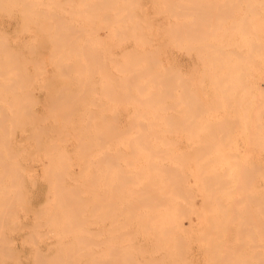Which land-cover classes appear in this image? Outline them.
<instances>
[{"label": "rangeland", "instance_id": "1", "mask_svg": "<svg viewBox=\"0 0 264 264\" xmlns=\"http://www.w3.org/2000/svg\"><path fill=\"white\" fill-rule=\"evenodd\" d=\"M15 0H11V1H4L3 2V4L5 5L6 3H8V4H10V7L8 6V4L7 5H5V6H8V9L7 10H3V9H1L0 10V34L1 35H8L7 36V38H8V42H10V45L12 46V50L14 51L13 53L15 54V57H17V59H15V61H17V62H19V63H15V68H14V71H15V73L16 74H18V72H19V70H18V65H19V69L21 68V67H23V68H21V69H23L21 72H22V74H23V78L24 79H26V78H28L27 76L25 77V75L27 74L28 76L29 75H31L32 74V76L34 77V79H33V77L31 78V76L29 77V78H31V79H33V81H35V82H33V81H30L29 80V82L31 83V82H33V84H31V85H26V84H28L27 83V81H26V83H25V81L24 82H22V83H20L22 86H23V84L25 83V85H26V87L24 88V90L23 89H21L22 88V86L21 85H18L19 84V82H16V80H14V86H15V84L16 85H18V88L17 87H15L16 88V90H14V94H15V92H18L17 94H19L20 92V90H22L23 92L25 91V90H27L28 91V93L29 92H31L32 91V93H30L29 95H31V94H33L35 97H36V99H39L38 100V102L40 103H38L37 102V100L35 99V97H31L30 99L29 98H27V100H28V103H29V101H31L32 99L33 100H35V101H33L34 103H36V105L35 104H31V106L33 107V111L34 112H36L37 113V111L39 112V110H40V112L39 113H37L38 115L39 114H43V115H45V113H47L48 112V110H50L51 111V107L49 106V104L51 103V102H49L50 100H51V97L50 96H52V95H57V92L59 93V91L60 90H62V92L60 91V93H59V95H61L62 97L64 96V95H62L63 94V92H64V94H65V96H66V103H68L67 101H70L69 103H72L71 101H73L72 100V98H69V97H73V99H74V101L76 100V101H78L79 99H81V100H79V102L81 101H83L82 100V98L85 96V98L87 99V97L88 96H91L92 97V95H95V93H96V96H102V95H104L105 93H104V91H102V88L103 87H105V83L103 84L102 82H101V79L102 78H104V77H102V75L99 73L100 72V70L102 69V68H104L103 66H105L104 64H102V66H101V63L99 64V62H98V64H97V66H95V67H98V65H100L99 67H98V69H99V71L97 72V74L95 75V78H96V84H95V89H94V91L92 90V89H88L89 91H85V88L84 87H86V86H89V88H92V83L91 84H89V85H85L86 83H84V82H86L85 81V79H88L87 77H91L90 76V73H89V71L88 70H91V67L90 68H88L89 67V65L87 66V63H89V61H90V65L92 64V62H94L96 59H94V61L92 60V57L90 58V55H91V53H89V50H87V46H89L90 47V45H91V47L89 48V49H92V48H94L95 47V44H96V47L94 48L95 49V51H94V53L93 54H96L97 55V53H99L100 51V49L102 50V54H107L109 57H110V60H109V63H108V65H109V73H110V75H112V76H114V78H116V79H122L123 78V76H126L127 78H129V77H131V75H130V70H128V68L126 69V70H124L123 69V67L124 66H126L127 67V61H128V59H132V61L131 60H129V61H131L132 63L133 62H135L136 63V65H135V67L136 68H138V69H140V67L142 66V64L145 62L144 60H143V58L145 57H147L146 59H149V57H151L150 55H152V52H157V50H159L158 52L160 53V55L162 56H159L158 55V52L157 53H155L156 55H157V57H156V55L155 54H153V56H152V58L151 59H155L154 58V56L156 57V60H154V62L156 63V64H158L157 62H158V57H159V64H160V66L158 65V67H157V65L155 64V66H156V68H154L155 69V72L156 73H154L153 71H154V69H153V71L151 70V74H149V75H144L143 77H142V79H141V81H143V82H139L140 84H143L142 86L143 87H140L141 85H139V83L138 84H136V85H134L133 87L134 88H132V90H131V93L132 94H135V95H133V96H136L137 97V100H138V98H139V100L140 99H142L143 100V98L145 97V98H147L149 95H151V94H155V91L158 89V96H159V100L160 101H163V100H165L164 102H159V101H157L158 103H160V104H168L169 102L168 101H171L169 104H172L173 102L176 104V105H174L173 104V106H171V108H168L167 110H169V111H171L172 112V114H173V118H176V116H177V113H178V116L177 117H184V115H189V117L187 116L186 117V123L188 124L189 122H188V118L190 119V120H192L191 118L193 117V116H196V114H198V112H199V109H198V111L197 110H195L196 109V107L194 108V112H192L191 111V109H189V107L190 106H188V104H185L186 103V101H187V99L189 100V96H190V93H188L189 95H187V92H186V89H187V91H188V88H189V92H191L192 91V89L194 88V87H198V89L197 88H195L196 90H201V91H199V92H201L200 94H201V98L199 97L200 95H199V92L198 91H196V93L199 95H197L195 92H192L193 93V95L195 94L196 95V97H195V99H194V101H196V98L197 97H199L201 100H203L204 99V103H203V105H204V107H205V104H207L208 103V108L209 107H211L210 106V104L211 105H213L215 102H217L216 101V99L215 98H217V95L216 94H218L219 93V95H218V97L219 98H221V100L224 98V97H222V92L220 91L221 89H222V91H223V95L226 93V96H227V93H229L228 94V96L227 97H233L232 98V102H231V98L230 99H228V98H226V99H223L224 101H223V103L221 102V100L219 99V98H217L218 99V104L217 103H215V104H217L216 106H215V104L213 105V106H215V107H217L219 104H220V102H221V105H219V107L217 108V109H215V110H212V108H210L211 110H208L207 109V107L205 108V109H201V107H203V105L202 104H199V108L201 109V113H199L200 115L198 116H196V118L197 117H199V118H197L196 120L197 121H199V122H197L196 120H195V117L193 118L194 119V121H191V123L193 124V123H195L196 125H197V123L198 124H201V125H199V127H198V125L196 126V125H194L193 124V127H196L197 128V131H196V133H195V135H192L193 134V132H191L192 134H190V135H192L191 137H190V135H189V130H191L193 127L191 126V128L190 127H188V125L190 124H186L185 123V121L183 122L181 119H179V120H177V119H173V120H175V123L177 122V123H179V121H180V124L181 125H179V124H177L176 123V125L179 127V130H177L178 129V127H176L175 128V131H174V133H173V139L175 140L174 141V144H175V147L177 148V149H175L174 148V150H175V152L177 153V151L178 152H181V153H183V152H190L191 153V156L189 155V156H187V157H184V158H157V159H159V165H158V167L160 166V165H162V167H164L163 168V170L161 169L162 167L160 166V169H161V171H160V169H157V175H158V184L157 185H155V186H153L152 188L153 189H150V191H151V193H152V195H155V197H156V195H157V197L155 198V200H154V203H152V205L154 206V207H157L158 209H159V211H158V214L159 215H156V218H154L153 220V222L151 221H149L148 223H146V224H144V223H137L136 224V222L134 221H131L130 223H128V220H127V218L129 219V217H127L128 215H129V213H130V211H129V213H128V211H127V209L125 210V209H122L123 207H124V205L126 204H128V203H126V201L125 200H123L122 202H119L118 201V207L120 208V210H119V212H121V209H122V211L123 210H125V212H121V214H119V217L117 218V220L116 221H114L112 224H111V222L112 221H108L107 223H108V225H107V223L106 224H103L102 226L101 225H99V223L98 222H94V225H93V228H94V234L96 235H94V240H96V242L94 241V244H98V241L99 240H101V239H104V237L107 235V233L109 232L110 233V230L109 229H112L113 228V226L115 225V227L113 228V230L111 231V233L110 234H108L107 235V237H109L110 239H111V241H110V243L111 244H113V243H115L116 241H118V239H117V237L115 236V233L114 232H116L117 230H115L116 229V227H118V228H120V227H122V229H121V232H122V230H123V232L124 233H126L125 235L127 236V237H125V236H123L122 237V240H120V241H118V242H116L115 244H119V242H120V244H128L129 246H127V245H125V246H127V250L128 251H130V252H133L132 254L134 255V256H137V255H135L136 253L138 254V260L137 259H135L133 256H131L132 254L131 253H128V254H130L129 256H126V257H122V260L121 259H118V261H121V262H124V263H122V264H125V261H130L131 259H133V261H134V264H135V262H136V264H138V262H139V264L141 263V264H144V262H146V260H147V262L149 261V263H147V264H214V262L212 263V260L213 259H215V256H216V258L218 259V257H220V259L221 258H223L225 255H224V250L225 251H228L227 253H229V254H227L228 256H230V254L232 255V256H234V258L233 257H231L232 258V261H231V258H230V261H231V264L233 263V262H235V263H239V264H243V263H245L246 261H247V259L248 258H252V260H255V259H257V261L259 260V262H256V261H251V262H249V263H253V262H255L254 264H261V260L260 259H258L260 256H263V260H264V248H262L260 245L261 244H264L263 242V240H264V238H262V235H260L261 236V238H260V236H259V233L260 234H264L263 232H260L263 228H264V225L262 226L261 224H263V223H261V220H260V218L263 220V218H264V212L263 213H261L260 212V210L262 209V208H264L263 206H264V201H263V203H261L260 204V202L261 201H259L258 203L260 204H256L257 203V201L255 202V199H254V197L255 196H257V199H260V195H262L263 193H264V141H261V140H264V126H261L262 124L264 125V112H263V110H264V100H262V99H264L263 98V95H264V88L262 89V87H260V86H264V80H262V79H264V52L261 54V52H262V49L264 48V45H263V48H262V45H261V42L262 41H264V34H262V32L264 33V0H261V2H263V3H257V1L259 2L260 0H251L250 2H249V0H238V2H237V0H232V1H230V0H227L228 1V5H230V7L231 8H233L234 6H236L235 4H237V3H239V1H240V3H239V6L240 7H243L241 10L240 9H234V10H232L230 7V11H229V9L227 8V9H225L226 7H228V5H226V1L225 0H217L216 1V3H220V5H219V7H218V4H216L215 3V1L214 0H211L212 2H214V3H212L210 0H208L207 1V3H212V4H210L211 6L212 5H214V4H216L215 6H213L212 8H213V10H210V8H207V7H210V5L209 6H206L205 8H203V9H207V11H206V13L207 14H214V15H212L211 14V17L213 16L214 18H216L217 17V19H214V20H216V21H218V24H219V26H218V24L216 23V21H212L214 24H212L211 23V25H212V27L211 26H209L210 24H208V26L210 27V28H214V26L216 25V27L213 29V31L215 30V32H213V36H214V34L215 33H217V32H219V34L217 33L214 37L215 38H217L219 35L221 36V38H220V36L218 37L219 39H221V40H217L216 41V39H212L211 40V38H210V40L212 41V43H216L217 45L216 46H218V47H220L221 45H223V46H225V47H223V46H221V47H223V48H226V52H225V54L227 53V55H223L222 53H219L220 55H218L219 57H222V59L220 58V60L221 61H223V65H224V67H223V65H221V68L219 67V64H220V60H219V58L218 59H215L214 60V63H216L215 64V68L213 69V66H212V63H211V61H209L208 59V57H203L204 59H205V61H204V59L202 58V59H200L199 57H201V56H199V52L197 51V49L195 48V49H193L191 46L189 47V46H185V45H188V43L187 44H185L188 40L190 41L191 39V37H192V33L191 32H193V30L192 29H194V25H193V23H190V22H194V20L196 19V17H195V19L194 18H192V17H194L195 16V13H193V12H191V14H190V10H189V8H190V6L192 5V4H196V3H198L196 0H195V2H194V0H190L191 1V3L192 4H188L189 2H188V0H181V1H177L176 2V0L174 1H172V0H170L169 2H167V0H138V1H136V2H134V0H131L132 2H133V4H130V3H132V2H130L129 3V0H115L116 1V3L112 0V1H110V3L112 4V2H114L112 5L113 6H111V7H115V9L114 8H111V7H109V8H111L110 10H109V8H105L104 10L103 9H100L99 10V14H102L104 11H106V13H112V14H109V15H113V16H111V20H108V21H106V19L104 20L103 18H105V17H100V15L99 16H97V17H94L93 18V20H94V23H96L95 21H98L99 22V24H95L94 25V23L92 24V25H94V26H92V31H94V33L93 32H91V36H90V31L88 32V31H86V29L83 31L84 33H79V34H81V35H83V39H82V41L81 42H79V45H83L84 46V44L85 45H87L86 43H88V45L87 46H84V48L83 49H85V51L84 50H82V51H80V54L79 53H76V54H78V55H76V56H74L73 58H71L70 60L68 59V61H66L68 64L70 63V65H71V67L72 66H74L75 67V65H76V67H77V65H79L78 63H77V61H74V60H77L78 58H79V60H81V62H83V63H85L84 65H83V67L84 66H86L85 67V69H82L81 68V66L79 65L78 66V68H76L75 67V70L76 69H79V70H73L71 67H70V65L68 66V68L67 69H69L70 70V68L73 70V71H69V72H71V74L69 73V74H67V76L65 75V74H63V77H62V73H61V69H62V67L60 66V65H58L57 64V62L58 61H60V59L59 58H57L58 57V55L60 54V52L63 54L64 53V51L66 50V56H67V54H69V51L71 52V50H69L68 48H67V46H69V45H71V44H68L67 43V45H66V47H65V45H60L62 48H60V47H58V48H60V49H58L57 48V46H59V45H56V41L55 42H53V40L52 39H50L51 41H52V43L51 44H42V42L41 41H43V38L44 37H47L48 36V32L46 31H44V29H43V25H41L40 26V24H42V23H40L41 21H40V19H42L41 17H43V12H45V10L43 11H40L42 8L43 9H49V10H51L50 11V13L53 11V7L55 6L56 7V4L55 3H52L53 1H51L50 3H52L51 5L53 6H51L50 4H43V6H40V5H42L41 4V0H33V2L34 1H36V2H34L35 4H33L32 2V7L31 8H33L34 7V10L32 9L31 11H30V7H28V6H31L30 4H28L29 2H27L28 0H26V2H27V7L29 8V11L27 10L28 8H25V4H26V2H23V0H18L17 2H16V5H14L15 4V2H14ZM25 1V0H24ZM30 1V0H29ZM39 1V2H38ZM120 1V2H119ZM124 1V2H123ZM184 1H187L188 3H186V2H184ZM205 2H206V0H204ZM210 1V2H209ZM235 3H234V2ZM253 1V2H252ZM11 2V3H10ZM13 2V3H12ZM22 2H23V4H24V8L27 10V12H29L30 14H28L26 11V14L28 15H26L25 13H23V12H21L20 10L21 9H23V7H22ZM128 2V3H127ZM163 2V3H162ZM167 2V4L168 3H170V2H172V3H174V5L175 6H173V5H167V4H165V3ZM176 2V3H175ZM199 2H200V0H199ZM205 2H203V3H205ZM224 3L225 5H223L222 6V4L221 3ZM237 2V3H236ZM243 2V3H242ZM251 2H252V4H251ZM18 3V4H17ZM38 3V4H37ZM39 3H40V5H39ZM46 3V2H45ZM47 3H49V2H47ZM138 3V4H137ZM143 3H144V5H143ZM185 4L186 3V5L187 6H189V8H186V7H182L184 10H185V15H188L187 13H189V18L191 19H189L187 16V18L185 17V15H184V18H186V19H184L182 16L180 17V15L179 14H181V12L180 13H178V9L180 8V5L181 4ZM201 3H202V0H201ZM233 3V4H232ZM242 3V4H241ZM246 3L248 4H251V5H249L250 6V8L248 7V5H246ZM257 3V4H256ZM1 4H2V2H1ZM54 4V5H53ZM125 4H128V7H127V10H126V7H125V9H121L122 7H123V5H125ZM206 4V3H205ZM253 4H254V8H255V6H256V9L258 10H253V11H255L256 12V14H254V13H252L253 11H250V10H252V8H251V6H253ZM35 5V6H34ZM44 5H46V6H44ZM48 5H49V7H48ZM75 5V2L74 3H71V4H67L66 5V10H68V9H70L69 11L71 12V9H72V11H74L73 10V8L71 7V6H73V7H75L76 5V8H79L78 6V3H76V5ZM122 7H121V6ZM134 7H133V6ZM141 5H142V10H138V7H141ZM146 5V6H145ZM179 5V7H177ZM185 5V6H186ZM207 5V4H206ZM234 5V6H233ZM238 5V4H237ZM243 5V6H242ZM248 7V9L246 8V6ZM38 6V7H37ZM40 6V7H39ZM117 6H120L121 8H120V11H122V12H120L119 10L117 11ZM127 6V5H126ZM145 6V7H144ZM167 6V8H169V9H167V8H164V7H166ZM174 7V8H171V7ZM182 6V5H181ZM223 7V8H221V7ZM233 6V7H232ZM239 6H236V7H238V8H240ZM36 7V8H35ZM52 7V8H51ZM123 7V8H124ZM132 7H133V9H132ZM178 8L177 9V12L175 11H173V10H176L175 8ZM261 7V8H260ZM21 8V9H20ZM40 8V10L39 11H35V9H39ZM51 8V9H50ZM76 8H74V9H76ZM119 8V7H118ZM165 10H164V9ZM219 8V9H218ZM245 8L247 9V11H248V16L250 17V19L248 18V19H245V17L244 16H246V18H247V14H245L247 11L245 10ZM253 8V9H254ZM10 9V10H9ZM20 9V10H19ZM25 9H23V11L25 10ZM63 9V8H62ZM62 9L61 8H54V11H56V10H58L60 13H59V15H61L62 14V12H63V14H65V13H67V16H69L70 15V13H69V11L67 12H64V11H62ZM130 9L131 10H134V14H135V16H133L132 15V13L130 14ZM141 9V8H140ZM145 9H147V10H145ZM171 9V10H170ZM173 9V10H172ZM222 9L224 10L225 9V11H223L222 13L224 14V12H228L227 14H224V20L223 21H225V25L227 26V25H233V23H232V19H236V20H238L239 21V25H237L236 23H234V25H237L236 26V28L234 27V32H233V34H232V29H231V31H230V28H233L232 26H230V28L228 27V30H227V28H225V25L223 24V23H221L222 22V20H220V17H223L222 15V13H221V15H220V17H219V14H220V11H222ZM250 9V10H249ZM103 10V11H102ZM129 10V11H128ZM162 10H164V12L162 11ZM169 10V11H168ZM220 10V11H219ZM10 11V13H8ZM33 11H35V12H37V14L35 13V12H33ZM107 11H109V12H107ZM117 11V12H116ZM136 11H137V13H136ZM148 11V12H147ZM167 13H166V12ZM193 11V10H192ZM213 11H214V13H213ZM217 12V15H215L216 14V12ZM233 11V12H232ZM245 11V12H244ZM250 11V12H249ZM13 12V13H12ZM49 12V11H48ZM47 11L45 12V13H48ZM57 12V11H56ZM55 12V14H57ZM102 12V13H101ZM118 12H120V14H118ZM127 12V13H126ZM150 12V13H149ZM155 14H154V13ZM172 12H173V14H172ZM240 12L241 14H238V13ZM258 12H260V14H258ZM74 13H75V11H74ZM74 13H72L71 12V15L72 14H74ZM126 13V15H127V17H125V18H127V19H125V21H127V22H124V14ZM140 13V14H139ZM177 13H178V18H177ZM219 13V14H218ZM235 13V15H233V14ZM243 13V14H242ZM40 14V15H39ZM49 14V13H48ZM62 14V15H63ZM107 14V15H108ZM193 14V15H192ZM230 14V16H228ZM26 16L27 18H29V19H31L30 17H32V15H33V18L32 19H34V21L31 19V23H30V20L29 19H27L28 21H29V23L27 22V20H25L26 19V17H24V16ZM36 15H39L38 16V18L36 17ZM125 15V16H126ZM137 15V16H136ZM139 15V16H138ZM172 15V16H171ZM226 15V16H225ZM233 15V16H232ZM11 16V17H10ZM20 16L22 17H24L25 19L23 20V17H22V19L20 18ZM65 16H66V14H65ZM67 16H66V18H67ZM114 16H116L117 17V19L116 18H114ZM123 16V17H122ZM128 16H130V17H128ZM244 17V21H242L243 19L241 18V17ZM259 16H261L262 17V20H259L258 21V19H259ZM102 18L103 20H99L98 18ZM109 18H110V16H108ZM108 17H107V19H108ZM132 17V19H133V22H131V20L132 19H130ZM212 17V18H213ZM226 17H228V18H226ZM233 17V18H232ZM4 18V19H3ZM69 18V17H68ZM116 19V20H118V22L115 20V21H113V19ZM122 18V19H121ZM142 20H141V19ZM143 18H145L147 21H148V24L147 23H145L146 22V20L144 21L143 20ZM181 18H183L182 20H181ZM239 18H241V19H239ZM258 18V19H257ZM35 19H37V21L35 20ZM139 20V21H137V20ZM178 19V20H177ZM228 19V20H227ZM256 19H257V21H256ZM1 20H2V22H1ZM43 21H44V19H42ZM135 20H136V22H140L139 23V25L137 24L136 25V22H135ZM158 20V21H157ZM181 20V21H180ZM193 20V21H192ZM219 20L221 21V22H219ZM248 20V22H250L251 23V27H250V24H249V27H247L248 26V24L246 25L245 23H246V21ZM251 20L253 21V22H251ZM106 21V22H105ZM152 21V22H151ZM176 21H180L181 22V24L182 25H184V26H181V28L183 27L184 29H183V32L184 33H186V35L184 34V36H185V38L183 39L182 38V42H181V40H180V42H179V40H177L176 38H175V33L173 32V31H175V29H176V27H177V25L179 24V22H176ZM187 23H186V22ZM237 21V22H238ZM25 22V25L22 27V26H19L20 24H22V23H24ZM35 22V23H34ZM110 22V23H109ZM116 24H115V23ZM134 22H135V24H134ZM183 22V23H182ZM184 22L187 24V26L184 24ZM236 22V21H235ZM245 22V23H244ZM247 22V23H248ZM254 22H255V24H254ZM259 23V26L257 25V23ZM263 22V23H262ZM17 23V24H16ZM26 23H27V25H26ZM40 23V24H39ZM112 23H114V24H112ZM141 23H142V25H144L143 27H142V25H141ZM150 23V24H149ZM167 25H166V24ZM171 23V24H170ZM174 23V24H173ZM244 24V26L248 29V31H249V29H250V31L249 32H252V29H253V32L255 31V29H258V31L256 32L255 31V34H253V32H252V34L251 33H248L247 34V31H245L246 30V28L243 26V24ZM2 24H3V26H2ZM10 24V25H9ZM36 24H38V26L39 27H37V25ZM44 24V23H43ZM107 24H111V25H113V26H111L110 25V27H112V28H110V27H108V25ZM122 24H124V25H126V26H123ZM157 24V25H156ZM164 24V25H163ZM173 24V27L171 26ZM191 25V26H189L190 27V29H189V27H188V25ZM121 25V26H120ZM129 25V26H128ZM131 25L134 27V26H136L137 28H132L131 27ZM141 25V26H140ZM156 26V28H155V26ZM221 25V26H220ZM233 25V26H234ZM12 26H13V28H15V29H12ZM102 26H106L105 28L106 29H104L103 30V28H102ZM174 28V30H172V28ZM10 27V28H9ZM21 27H22V32H21V30H18L19 28L21 29ZM114 27H118L119 28V31H118V28H116V31H118V32H115V30H114ZM124 27V28H123ZM129 27V28H128ZM131 27V28H130ZM138 27H140V28H138ZM188 28V29H185V28ZM217 27H219V28H217ZM241 27H243V28H241ZM259 27V28H258ZM1 28H5V30L7 31H4V30H2ZM29 28H30V30H29ZM40 28H41V32L40 31H37L36 32V35L34 34V32H35V29H39L40 30ZM93 28H95V29H93ZM100 28H102L101 30H98L99 31V33H100V35H101V37H103L104 36V42L101 40V39H98V38H96V36H95V33H96V30L97 29H100ZM122 28L123 29H126L124 32H127V33H124L123 32V30H122ZM128 28V29H127ZM170 28V29H169ZM192 28V29H191ZM224 28H225V30H224ZM242 30H241V29ZM23 29H24V31H23ZM28 29V30H27ZM138 29V31L137 32H139V31H141V30H143L144 31V33L146 34V35H144V36H146V38H147V40H146V38H144V39H142V41L140 40V37H141V35H142V31H141V35L139 36V35H137L138 37L136 38V31H134V30H137ZM169 29V30H168ZM211 29V30H212ZM216 29H217V31H216ZM261 31H260V30ZM11 30V32H9ZM12 30H14V32L12 31ZM88 30H91V29H88ZM106 30H108V31H110V32H108V31H106ZM120 30H122V31H120ZM128 30H129V32H128ZM171 30H172V32H171ZM225 31V33H226V35L224 34V32H223V35H225V37L221 34V32L222 31ZM237 30V31H236ZM15 31H17V35H16V32ZM29 31H30V35H29ZM54 30H51L50 32H51V34L49 33V36L52 38H54V32H53ZM106 31V32H105ZM165 31V32H164ZM189 31V32H188ZM243 32V34H241L242 32ZM261 33H260V32ZM2 32V33H1ZM5 32V33H4ZM9 32V34H7ZM13 32V33H12ZM18 32H20L21 33V35H20V33H18ZM24 32V33H23ZM32 32V33H31ZM54 34H53V33ZM121 33V34H118V33ZM37 33H39L38 34V36H37ZM62 32H60V33H58L59 34V36L61 37L62 36V38L65 36V37H67V36H69L70 35V39H72V35L73 34H75V36H79V34L78 33H71L70 32V34H65V35H63L64 33H62ZM110 33V34H109ZM127 34L128 35V38H126L127 36L125 35V37H124V34ZM135 34V36H131L130 34ZM258 33V34H257ZM15 34V35H14ZM47 35V36H44V35ZM61 34V35H60ZM115 34H118V36L117 35H115ZM138 34V33H137ZM154 34V35H153ZM188 34H190V35H188ZM256 34H257V36H256ZM0 35V36H1ZM14 35V36H16V39H15V37L12 36ZM41 35H43V38L41 37ZM228 35V36H227ZM231 35V36H230ZM237 35H238V37H237ZM12 38H11V37ZM33 36H35V37H33ZM56 36V35H55ZM74 36V35H73ZM93 36H94V40H93ZM120 36V38L119 39H117L118 37ZM122 36V37H121ZM166 36V37H165ZM187 36V37H186ZM217 36V37H216ZM234 36H236L235 38V40H234ZM263 36V37H262ZM18 37V38H17ZM24 37H25V39H24ZM32 38V41L30 40L31 38ZM64 37V39H66ZM135 37V38H134ZM143 37V36H142ZM224 37V38H223ZM227 37H229L228 39L230 40H228V39H225V38H227ZM253 38L252 39V41H251V38ZM257 37V38H256ZM40 38H42V39H40ZM49 38V37H48ZM55 38H57V36L55 37ZM75 38V37H74ZM90 38H92V40L90 39ZM123 38V39H122ZM150 38V39H149ZM175 40H174V39ZM186 38H188L187 39V41H186ZM225 39V40H227V42H226V44H225V41L223 42V39ZM11 39V40H10ZM15 39V40H14ZM19 39V40H18ZM23 41H22V40ZM45 39L46 38H44V41H45ZM69 39V38H68ZM89 39V40H88ZM122 39V40H121ZM126 39V40H125ZM170 39H172V40H170ZM25 40V41H24ZM38 40V41H37ZM50 40L48 39V41H45V42H50ZM96 40H99V41H96ZM146 42V41H148V40H150V41H148V42H150V44L148 43V42H144V41ZM152 40V41H151ZM153 40L155 41V42H153ZM177 40V41H176ZM234 40V42H232V44L230 45L229 43H231V41H233ZM255 40L257 41V44L260 42L259 40H261V42L259 43L260 45H256L255 47L254 46H251L250 44H254L255 45ZM18 41V42H17ZM43 41V42H44ZM85 41H87V42H85ZM88 41H90V42H88ZM96 41V42H95ZM167 41H169V42H167ZM184 41V42H183ZM188 41V42H189ZM215 41V42H214ZM223 42L222 44H220V42ZM22 42H24V43H26V44H22ZM28 42V43H27ZM31 42H32V44L34 45V47L33 46H31L32 44H31ZM44 42V43H45ZM72 42V41H71ZM176 42V43H175ZM229 42V43H228ZM243 42V43H242ZM29 43H30V46L29 47H31L30 49H28V46L27 45H29ZM37 43H40V44H37ZM55 43V44H54ZM81 43V44H80ZM113 43H115L116 45H114ZM162 43V44H161ZM166 43H167V45H166ZM182 45H181V44ZM190 43H191V41H190ZM263 43V42H262ZM18 44H21L20 46L18 45ZM38 45V46H36V45ZM53 44V45H52ZM110 44L112 45V46H110ZM117 44H118V46H117ZM154 44V45H153ZM159 44H161V45H164V47L163 46H160ZM184 44V45H183ZM225 44V45H224ZM235 44H237V45H235ZM241 44H243V46H241L240 48H239V46L241 45ZM264 44V43H263ZM14 45H15V47H14ZM26 45V46H25ZM40 45V46H39ZM45 45H48V47L47 46H45ZM50 45V46H49ZM54 47H52V46ZM55 45V46H54ZM133 46V48H135V50L132 48V46ZM157 45H158V47L159 48H161V47H163V48H161V49H158L157 48ZM169 45V46H168ZM177 45V46H176ZM181 45V46H180ZM190 45H192V43L190 44ZM220 45V46H219ZM229 45H230V48H231V50L230 51H228L227 52V49L229 50L230 48H228L229 47ZM232 45H234V46H232ZM239 45V46H238ZM42 46V47H41ZM66 48H64V47ZM104 46V47H103ZM131 46V47H130ZM169 48H168V47ZM193 46V45H192ZM259 46H261V48H259ZM21 47V48H20ZM46 47H47V49H46ZM54 49V52L52 51V48ZM101 47V48H100ZM103 47V48H102ZM142 47H143V49H142ZM167 47V48H166ZM180 47L182 48V50L180 49ZM189 47V48H192V49H190L189 50V48L187 49V48ZM232 47H234V48H232ZM238 47V48H237ZM243 47H247V48H245V50H244V52L245 53H242L243 51L241 50V49H243ZM255 48V50H253V48ZM16 48L18 49L19 48V50H16ZM33 48H34V51H33ZM36 48V49H35ZM38 48V49H37ZM40 48V49H39ZM43 48V49H42ZM56 48V49H55ZM98 48H100L99 50H97ZM104 48H111L110 49V51L108 52L107 50H105ZM125 48L127 49V50H125ZM133 49V52H131L132 54L134 53V55H132L131 53H129L128 51H130V49ZM148 48V49H147ZM184 48H185V50H187V51H185L184 50ZM237 49V51H239V50H241V52H240V54L238 53L237 55H238V57H237V55L235 56V54H236V49ZM256 48H258V50L260 51H258V50H256ZM20 49H23L22 51H20ZM28 49V50H27ZM65 49V50H64ZM93 49V50H94ZM132 49H131V51H132ZM144 49H146L148 52L150 51V49L151 50H154V51H151L150 53H148V56H147V51H145ZM251 51H254V52H251ZM36 50V51H35ZM55 50L57 51V50H59V51H57L58 53H56L55 52ZM92 50V51H93ZM124 50V51H123ZM18 51H20L19 53H17ZM24 51V52H23ZM29 51V53H30V55H31V59L29 58L30 57V55H29V53H25V52H28ZM41 52V54H39L40 52ZM86 51H88V53L86 52ZM91 51V52H92ZM96 51H98L97 53H96ZM123 51V52H122ZM136 51H137V53H136ZM146 52V54L143 52L142 54V56L140 55L141 53L140 52ZM169 51H172L171 52V54L169 53ZM235 51V52H234ZM247 51L249 52H251L252 54H247ZM37 52V53H36ZM39 52V53H38ZM44 52H45V54H44ZM50 54H49V53ZM74 52V51H73ZM83 52V53H82ZM106 52V53H105ZM120 52H122V53H120ZM138 52H139V54H138ZM166 52V53H165ZM198 54V55H196V53ZM32 53H35V54H32ZM46 53H47V55H46ZM51 53H53L54 54V57H53V55L51 56ZM100 53V54H101ZM118 53H120V56H118ZM125 53V54H124ZM128 53V54H127ZM176 53V54H175ZM235 53V54H234ZM260 53V54H259ZM22 54V56L21 57H23L24 55H26L25 57H24V59L22 60V58L20 57V55ZM39 54V55H38ZM44 54V55H43ZM57 54V55H56ZM116 54V55H115ZM129 56H127V55ZM136 54H138V56H140L141 58L140 59H137V55ZM216 55H217V53H215ZM228 54L231 56H228ZM255 54V55H254ZM46 55V56H45ZM49 55V56H48ZM61 55V54H60ZM84 55H85V57H89L90 59H88L87 58V60H86V58L84 57ZM171 55H173V59H172V56ZM191 57H190V56ZM215 55V56H216ZM239 55L240 56H246V55H254V57L253 58H255V63H253V62H251L252 64H250V60L249 59H251V56H246V57H243V58H245L243 61H240V60H242V58L241 57H239ZM43 56V57H42ZM56 56V57H55ZM62 56V55H61ZM92 56V55H91ZM127 56V57H126ZM28 57V58H27ZM33 57V58H32ZM41 57H42V66L44 67V68H46V69H41V65H38V63L40 64V60H41ZM44 57H49V58H44ZM51 57H53V59L51 58ZM80 57H81V59H80ZM112 57V58H111ZM143 57V58H142ZM169 57V58H168ZM226 57H228V58H226ZM236 57V58H235ZM249 57V58H248ZM36 58V60L35 61H37V64H36V62L33 64V63H28V61L29 62H34L33 60ZM40 60H39V59ZM43 58H44V60L45 61H47V63H45L44 62V60H43ZM115 59V58H118V59H115L114 61L112 60V59ZM160 58H162V59H160ZM208 58V59H207ZM230 58H233L232 60L233 61H235V66L237 65V67H235V66H233L232 67V65H234V62L233 61H231V59ZM238 58H240V59H238ZM29 59V60H28ZM47 59H49V61L47 60ZM59 59V60H58ZM229 59H230V63H229ZM235 59V60H234ZM26 60H27V63H26ZM78 60V61H79ZM112 60V61H111ZM119 62H118V61ZM141 61V63H140V61ZM150 60V59H149ZM193 60V61H192ZM202 60H203V62H205L206 64L205 65H203L204 63L202 62ZM245 60H246V62H245ZM55 61H56V63H55ZM85 61H87V63L85 62ZM123 61V62H122ZM125 61H126V63H125ZM192 61V62H191ZM220 61V62H219ZM227 61H228V63H227ZM240 61V62H239ZM251 61H252V59H251ZM55 63V65H53L52 63ZM74 62H76V63H74ZM80 62V61H79ZM120 62H122L121 64H123L122 66L119 64ZM131 62H129V63H131ZM138 62V63H137ZM242 62V63H241ZM44 63V64H43ZM50 63H51V66H50ZM125 63V64H124ZM172 63V64H171ZM241 64V66L243 67V69L242 68H240V67H238V65L240 66V64ZM245 63L247 64V63H249V67L248 66H246L245 65ZM24 64V65H23ZM29 64V65H28ZM36 64V65H35ZM74 64V65H73ZM116 66H115V65ZM173 65L172 67L173 68H171V65ZM196 65V67H195V65ZM227 64V65H226ZM232 64V65H231ZM20 65H22V66H20ZM33 65H35L36 67H34ZM47 65H49V67H46ZM191 65V66H190ZM193 65V66H192ZM225 65H226V67H225ZM229 65H231V69L232 70H230V66ZM253 65V66H252ZM17 66V67H16ZM24 66L26 67V68H24ZM54 66V67H53ZM57 66V67H56ZM117 66H118V69H117ZM165 66H170V70L172 69V71H171V74H170V76L172 75H177L176 77L174 76V78L173 79H175V81L174 80H172V79H169V80H171V82H172V87L171 86H167L166 85V87H167V89H168V92H169V95L167 94V97L168 96H171L170 94L172 93V97H170V99H169V97L167 98L166 97V93H167V89L164 87L165 85H163V84H160L161 83V78H162V76L163 77H165V76H168V77H170L169 75H167L168 73H167V71L170 73V71H169V68L167 67V69L168 70H166V67ZM209 66V67H208ZM245 66L246 67H248V68H245ZM261 66V67H260ZM31 68V70H30V68ZM61 67V68H60ZM70 67V68H69ZM100 67H101V69H100ZM106 68H108L107 66H105ZM125 67V68H126ZM177 67H180L181 68V70H180V68H177ZM192 67H193V69H192ZM229 67V70H227V68ZM254 67V68H253ZM28 68V69H27ZM38 68V70L40 71V70H42V72H44V73H42L41 71V73L43 74V76H42V74L40 75V72L39 73H35V72H37V71H35L34 69H37ZM105 68V69H106ZM159 68V69H158ZM162 68V69H161ZM176 68H177V70H178V72L180 73V75L178 74V72H177V74H176V72H175V74L173 73L172 74V72H174L173 70L175 69L176 70ZM216 68H218V69H216ZM25 69H26V71H25ZM81 69H82V71L84 70V73H86V75H85V77H83L82 78V76H84V73L83 72H80L81 71ZM104 69V70H105ZM157 69V70H156ZM161 69V70H160ZM201 69H202V72L203 71H205V72H203L202 74H205V76L204 75H201ZM203 69H205V70H203ZM248 69H249V72H248ZM255 71H254V70ZM43 70H45V71H47V72H45V71H43ZM118 70V71H117ZM160 70V71H159ZM176 70V71H177ZM182 70H185V71H182ZM191 70H192V72H193V74L191 73ZM194 70V71H193ZM212 70H213V72H212ZM218 70V71H217ZM242 70L244 71V72H246V73H243V75H241L242 76V78H243V81H237V78H238V80H240L239 79V71L240 72H242ZM247 70V71H246ZM18 71V72H17ZM48 71H49V73H48ZM56 71H58V73L60 72L61 73V75H60V73L58 74L57 73V75H56ZM78 71H79V73H78ZM107 71H108V69H107ZM122 71V72H121ZM215 71H217V72H215ZM226 71L228 72V74H227V77L225 76V73H226ZM252 71V72H251ZM20 72V73H21ZM164 72H165V74L166 75H164ZM186 72V73H185ZM187 72H190L189 74V76H190V78L192 77L193 79V82H191V84H190V82H188V84H190V85H187V82H186V85H185V82H183L184 80H187V78L186 77H189L187 74ZM198 72V73H197ZM248 72V73H247ZM255 74H254V73ZM263 72V73H262ZM26 73V74H25ZM28 73H30V74H28ZM48 73V74H47ZM75 73V74H74ZM183 73V74H182ZM208 73H212L211 75H212V77H211V75H210V78H209V74ZM232 73V74H231ZM49 74H50V76H49ZM79 74H81V75H79ZM119 74V75H118ZM158 74V75H157ZM245 74V75H244ZM254 76H253V75ZM257 74H258V76H257ZM35 75H36V77H35ZM53 75V76H52ZM70 75H71V77H73V79H71V81H69V78H71L70 77ZM74 75L76 76V77H74ZM89 75V76H88ZM129 75V76H128ZM160 75H161V77H160ZM262 75V76H261ZM39 78H38V77ZM51 78V80H50V78ZM55 76H56V78H55ZM60 78H58V77ZM118 78H117V77ZM172 76L170 77V78H172ZM217 76H220V77H218L219 79V81H221V82H223L222 83V87L219 85V84H221V82H219L218 80H217ZM226 77V79L228 80V81H226L225 79L223 80V78L224 77ZM233 78H232V77ZM245 77V79L247 80V81H244L245 79H244V77ZM256 76V77H255ZM52 77H54V78H52ZM150 77H156L155 79H158L159 81V83L157 82V84H155V82L153 81H151V79L152 78H150ZM185 78L184 80H183V78ZM196 77V79H194ZM199 77V78H198ZM201 77V78H200ZM203 77H205V78H203ZM222 77V78H221ZM262 79H261V78ZM35 78H37L38 79V81H37V79L35 80ZM58 78V79H57ZM63 78V79H62ZM65 78H67V79H65ZM78 80H77V79ZM81 78L83 79V82H82V84H81V87H79V88H81L80 89V91H78L77 90V87L76 86H80L79 85V82H80V80H81ZM166 79H168L167 77H165ZM190 78H188L189 80H190ZM203 78V79H202ZM210 80H209V79ZM234 79V83H236V86L237 87H240V88H235L236 86H234L235 84L233 83V80H231V82H230V79ZM15 79H19L17 76H15ZM42 79V80H41ZM54 79V80H53ZM123 79H125V77L123 78ZM148 81H147V80ZM166 79H162V82H163V80H165V81H167ZM205 79V80H204ZM46 80H49V81H47L46 82ZM66 82H65V81ZM188 80V81H189ZM196 80V82L194 83V81ZM200 80H201V82H200ZM204 80V82H202ZM212 80V83H210V81ZM255 80V81H254ZM256 80H258V81H256ZM54 83H53V82ZM56 81H60V82H57V83H59V85H57L56 84ZM67 81H68V84H67ZM191 81V80H190ZM216 82L215 84H214V82ZM250 81V82H249ZM253 81H254V83H253ZM61 82H63V84H61ZM64 82H65V84H64ZM90 82H92V79H91V81ZM145 82H148L147 83V85H146V83ZM174 82H176V84H177V82H178V84L177 85H179V84H181V83H183V84H181L182 86L183 85H185L186 87H183L184 89H182V86L181 85H179V86H174L175 84H173ZM227 82H229V83H227ZM241 82H243V83H241ZM244 82L246 83H248V86H250V88L249 89H247L248 91H245V89L247 88H245V87H243V85L242 84H244ZM29 83V84H30ZM48 83V84H47ZM51 83V84H50ZM151 83V84H150ZM234 85H233V84ZM246 83V84H247ZM44 84H47L49 87H46L45 88V85ZM54 84H56V85H54ZM149 84V85H148ZM196 84H198L199 86H197ZM212 84H214V85H216V88L214 87V85H212ZM229 84H231V85H233V86H231V85H229ZM252 84H254V85H252ZM261 84V85H260ZM33 85V86H32ZM41 86V88H40V86ZM46 85V86H47ZM65 85H67V87H65V89L64 88H62V89H60V88H58V87H60V86H65ZM68 85H70V87L68 86ZM139 86L138 88H136V86ZM146 85V87H145V89H143L144 88V86ZM151 85V86H150ZM156 85V90L154 91V87L153 86H155ZM196 85V86H195ZM212 85V86H211ZM226 85H227V87H228V91H225L224 92V89H226L227 87H226ZM21 88H20V87ZM31 87V89H34V91L33 90H31L30 89V87ZM52 86V87H51ZM58 86V87H57ZM103 86V87H102ZM181 86V87H180ZM189 86V87H188ZM217 86H218V88H217ZM245 86H247V85H245ZM252 86V87H251ZM257 86V87H256ZM28 87V88H27ZM54 87V88H53ZM69 87V88H68ZM174 88L175 87V89H172V90H169L170 88ZM190 87H191V90H190ZM202 87V89H200ZM242 87H243V89H242ZM56 88V89H55ZM68 88V89H67ZM96 88H98V89H96ZM139 88H142L141 90L139 89ZM164 88V89H163ZM203 88H205V89H203ZM232 90H231V89ZM261 90H260V89ZM64 89V90H63ZM72 89H73V91L75 90V91H77V95L79 96H77V98L75 99V97H76V93H75V91H74V95H72V94H70V93H72L73 91H72ZM86 89H87V87H86ZM211 89V90H210ZM215 89H218L217 91L215 90ZM251 89V90H250ZM19 90V91H18ZM30 90V91H29ZM49 90V91H48ZM52 90V91H51ZM58 90V91H57ZM84 90V91H83ZM95 90H97V92H95ZM103 90H104V88H103ZM134 90H136V91H134ZM144 92H143V91ZM203 90V91H202ZM215 92H213V91ZM237 90H238V92L239 93H237ZM27 91H26V94L25 95H27L28 93H27ZM54 91H56V92H54ZM84 92L83 94H81V92ZM140 91H142V93H144V95L140 92ZM170 91H172L171 93H170ZM181 91H185L186 93H183L184 94V96H187L188 98H184L185 100V102L183 101V100H181V98L182 97H184L181 93ZM194 91V90H193ZM231 91H233V92H231ZM236 91V92H235ZM249 91H250V93H249ZM254 91H255V93H254ZM261 91V92H260ZM262 91H263V95H261V93H262ZM49 92H51L52 93V95H50V93ZM86 92H88L89 93V95L88 94H86ZM101 92V93H100ZM102 92L104 93V94H102ZM106 92V91H105ZM138 93V95H137V93ZM149 93V95L147 94V93ZM151 92H153V93H151ZM157 92V91H156ZM206 92V93H205ZM231 92V93H230ZM248 92V93H247ZM48 93V94H47ZM54 93V94H53ZM62 93V94H61ZM129 93H130V91H129ZM141 93V94H140ZM163 93H165V98H164V95H163ZM209 93V94H208ZM213 93H214V95H213ZM233 93V95H231ZM17 94H15V95H17ZM21 95L23 94V93H20ZM67 94H70L69 96L67 95ZM99 94V95H98ZM140 94V95H139ZM160 94H162V95H160ZM173 94L174 95H178L177 96V98H174V97H176V96H173ZM181 94V95H180ZM186 94V95H185ZM202 94H204V96H205V98H202ZM210 94H212V95H210ZM235 94H237L238 96V99H237V97H235L234 95ZM244 94H246V95H244ZM254 94V95H253ZM24 95V94H23ZM29 95H27V96H29ZM32 95V96H33ZM88 95V96H87ZM143 95V96H142ZM155 95H157V93L155 94ZM208 95V96H207ZM221 95V96H220ZM64 96V97H65ZM68 96V97H67ZM141 96V97H140ZM207 96V97H206ZM213 96H214V98H213ZM225 96V95H224ZM242 96H245V97H242ZM248 96V97H247ZM258 96V99L256 98ZM25 97V96H24ZM47 97H50V100L49 99H47ZM62 97H60L59 98V100L61 99V102H63L64 103V101L62 100L63 98ZM181 97V98H180ZM191 97V96H190ZM251 97H253L252 98V101H250L249 99H251ZM79 98V99H78ZM85 98H83L84 99V102L85 101H89V100H85ZM100 98V97H99ZM144 98V100H146ZM215 99L213 102H212V100L213 99ZM234 98H235V100H236V103H235V100H234ZM243 98H245V99H243ZM68 99V100H67ZM158 99V98H157ZM176 99L177 100H179V101H176ZM183 99V98H182ZM198 99V98H197ZM206 99V100H205ZM246 99L247 100H249V103H251V104H249L248 102H246ZM255 99L257 100V101H255ZM47 100H49V101H47ZM100 100H102V101H104L105 99H100ZM154 100H156V99H154ZM175 100V101H174ZM191 100H192V98H191ZM211 101V102H208V101ZM220 100V101H219ZM226 100H227V103H226ZM228 100H230V101H228ZM238 100L241 102V100H243V102H238ZM262 100V101H261ZM23 101H26V99L24 100L23 99ZM173 101V102H172ZM198 101V100H197ZM205 101L207 102V103H205ZM32 102V101H31ZM30 102V103H31ZM179 102V103H178ZM182 102V103H181ZM188 102H191V101H188ZM199 103H201V101L199 100L198 101ZM231 102V103H230ZM262 102V103H261ZM74 103V102H73ZM76 103V102H75ZM210 103V104H209ZM234 103V104H233ZM238 103V104H237ZM37 104H39L38 106H37ZM223 104H225V105H223ZM232 104V105H231ZM235 104H237V106L236 107H234V105ZM243 105V107L244 108H242V105ZM258 104V106H256V108L254 107L255 105H257ZM263 105L262 107H261V105ZM44 105V106H43ZM178 105H180L179 107H178ZM182 105V106H181ZM183 105H185L184 106V108L185 109H189V113L188 114H186V110L183 108ZM249 106V110L247 109L248 107H245V106ZM43 106V107H42ZM188 106V107H187ZM193 105H191V107H192ZM201 106V107H200ZM207 106V105H206ZM229 106V107H228ZM238 106H239V108H238ZM31 107V108H32ZM38 107H39V110H38ZM117 107V108H116ZM116 107H112V108H109V109H118L120 112H121V114H127V115H130V114H132L133 113V111L132 110H134V107L133 106H116ZM174 107V108H173ZM178 107V108H177ZM194 107V106H193ZM215 107H213V108H215ZM91 109H92V107H90ZM93 108H97V107H93ZM131 108V109H130ZM161 108V107H160ZM164 108V107H163ZM163 108H161L160 110H164ZM184 109L185 110V113L183 112V111H181V113H180V111H178L179 109ZM25 109H28V110H32V109H30L29 107H26ZM80 109H84V108H80ZM128 109V110H127ZM130 109V110H129ZM159 109V108H158ZM174 109H176V110H174ZM178 109V110H177ZM208 110L209 112H207V111H204V110ZM235 109H237V111H235ZM243 109H245V111H243ZM253 109V110H252ZM261 109V110H260ZM36 110V111H35ZM192 110H193V108H192ZM203 110V111H202ZM255 110V111H254ZM41 111H43V112H41ZM178 111V112H177ZM250 111H252L253 113H250ZM171 112H170V114H171ZM175 112H177L176 114H175ZM207 113V114H205V113ZM260 112V113H259ZM261 112H263V113H261ZM196 113V114H195ZM205 115H204V114ZM246 113H247V115H246ZM256 114V115H254L253 117H255V118H251V119H249L253 114ZM171 114V115H172ZM183 114V115H182ZM192 114H194L193 116H192ZM252 114V115H251ZM259 114V115H258ZM260 114H262V116L260 115ZM175 115V116H174ZM180 115H182V116H180ZM202 115V116H201ZM244 115H246L245 117H244ZM205 116V118H202V117H204ZM212 116H216L217 117V119H218V117H220V119L219 120H216V121H222L221 123H226V122H230L231 120H233L232 122H234V124H232V128L231 127H228V125L230 124V123H227L226 124V128H230L229 130H230V132H233V133H230L231 135H232V138L234 137V138H236V139H232V138H230V139H232V141L230 142V140L229 139H227L228 138V135L226 136L227 138H226V140H225V138H223V135H220L219 134V132L220 133H222L223 131H224V129H225V125H224V127H222V125L220 124V123H218V125H220V127H221V130H222V128H224L223 129V131L221 132V131H219V130H216V131H218V135H220V136H222V138L224 139L223 141H224V143H221V137H219L218 138V140H220V141H218L219 143L218 144H221L220 145V147H219V145H218V151L219 152H224V153H229V154H231V155H220V156H218V157H216L217 155H219L218 153L216 154V155H214V157H213V154H215L216 153V151H215V153H214V151H213V149H216V148H210V150L212 149V151H213V153L212 154H210V155H208V157H206V155H201V153L200 152H197L198 150L197 149H199V147H200V144H206V137H207V146H208V144L209 145H211L210 143V140L212 139V138H210V137H214V134H212V133H215V130H214V132H212V133H210V132H208L209 131V127L210 126H212L213 127V125H210V122H214L215 120L214 119H212V118H215L216 119V117H212ZM236 116V117H235ZM262 117V118H260L259 119V117ZM228 117V118H227ZM211 120H213V121H211ZM185 119V118H184ZM207 119V120H206ZM230 120V121H227V120ZM236 119H238V122H237V120ZM252 119L254 120V122L252 121ZM262 119V122L263 123H259V122H261L260 120ZM177 120V121H176ZM247 120H248V122H247ZM256 120H257V122L259 123V128H258V130L260 131V132H258V130H257V126H256ZM201 121V122H200ZM204 121L206 122H209V123H207L208 125H209V127H207L208 125L205 123L204 124ZM231 122V123H232ZM185 124V127L187 128L188 127V129H186L185 128V130L183 129V130H181L180 128L181 127H183L184 126V124ZM214 123H216V122H214ZM238 123V124H237ZM212 124V123H211ZM247 124V125H246ZM187 125V126H186ZM202 125H204V126H202ZM207 125V126H206ZM214 125H216V127H217V123L216 124H214ZM231 125V124H230ZM229 125V126H230ZM249 125H251V126H249ZM190 126V125H189ZM240 126V127H239ZM247 126L249 127V128H247ZM256 126V127H255ZM211 127V128H212ZM242 127H245V128H243V129H241ZM255 127V128H254ZM260 127H262V128H260ZM199 128V129H198ZM202 128V129H201ZM210 128V129H211ZM238 128V129H237ZM250 129V128H252L253 129V131L255 130V132H253L251 129H250V131L252 132L251 134L248 132V130H245V129ZM201 129V130H200ZM213 129H216V128H213ZM231 129H232V131H231ZM241 129V130H240ZM263 129V130H262ZM205 130V131H204ZM226 130V129H225ZM256 130H257V132H256ZM181 131H182V133H181ZM187 132L186 133V135H189L188 137L186 136V135H184L185 134V132ZM192 131V130H191ZM227 131H228V129H227ZM227 131L225 132H223L224 133V135H225V133L227 134ZM240 131V132H239ZM242 131V132H241ZM246 131V133H244ZM262 131V132H261ZM203 132H207L206 134L205 133H203ZM248 132V133H247ZM229 133V132H228ZM243 133L247 136H245V135H243ZM256 133H258V135L259 136H263L262 138L261 137H259V136H257L256 135ZM261 133L263 134V135H261ZM177 134V135H176ZM201 134V135H200ZM202 134H204V135H202ZM208 134H210V135H208ZM234 134V135H233ZM180 135H181V137H180ZM196 135H198V136H196ZM199 135H200V138H198L199 137ZM236 135V136H235ZM250 135H255V136H253V138H251L250 139V137H252V136H250ZM187 138H186V137ZM244 136L246 137V139L244 138ZM19 137V138H18ZM195 137L197 138V139H195ZM201 137H202V139H204V137H205V139H204V141L201 139ZM231 137V136H230ZM249 137V140H247V138ZM24 138V142H23V140L21 141V139H23ZM23 138H21V135L19 134H17V137H15V140L16 141H20V142H23V143H25L26 145H27V147H28V150L29 151H32V150H34V148L31 146V144L29 145V143L32 141L30 138H28V137H26V139H25V137H23ZM28 138V139H27ZM181 138H184V139H181ZM194 139V141L196 140V142H194L193 141V139ZM260 141V142H262V144L260 143V142H258L257 141V139ZM177 139V140H176ZM180 139V140H179ZM187 139H189V141H187ZM191 139V140H190ZM215 138H213V140H214ZM253 139V140H252ZM255 139H256V141H255ZM29 142H28V141ZM185 140V141H184ZM198 140H202V142H199ZM213 140H211V141H213ZM229 140V142H226L225 143V141H228ZM233 140H237V143L234 141L233 142ZM246 140V141H245ZM252 140V141H251ZM215 141H217V140H215ZM247 141H249V142H247ZM251 141V142H250ZM256 142V144L254 143V142ZM33 142V141H32ZM31 142V143H32ZM175 142H178V143H175ZM187 144H186V143ZM205 142V143H204ZM209 142V143H208ZM247 142V143H246ZM253 142V143H252ZM196 143H199V147L198 146H195V144ZM228 143H229V145H228ZM235 143V144H234ZM239 143V144H238ZM250 143H252L251 145H253V147H255V152L253 151L254 149L253 148H251L252 146L250 145ZM258 143V144H257ZM177 144H179V145H177ZM222 144H223V146H222ZM224 144H225V146H224ZM227 144V145H226ZM238 144V145H237ZM260 144H261V146H263V148L260 146ZM177 145V146H176ZM240 145V146H239ZM251 147H250V146ZM258 145V148L256 147ZM179 146V147H178ZM224 147V148H222V147ZM238 146V147H237ZM252 149H250L249 150V147ZM196 147V148H195ZM198 147V148H197ZM210 147V146H209ZM227 147V148H226ZM222 148V149H221ZM226 148V149H225ZM239 148V149H238ZM260 148V149H259ZM31 149V150H30ZM225 149V150H224ZM259 149V150H258ZM206 150H207V147H206ZM209 150V151H210ZM222 150V151H221ZM257 150H258V152H257ZM261 150L263 151V152H261ZM251 151V152H250ZM260 151V152H259ZM199 153V154H198ZM251 153H252V155H251ZM257 153V154H256ZM195 154V155H194ZM200 156V157H198V155ZM256 154V155H255ZM261 154V155H260ZM235 155V156H234ZM255 156V157H254ZM213 157V158H212ZM221 157V158H220ZM257 157V158H256ZM25 159H27V161L26 160H21V161H19L18 163H19V165H21V173H25L24 171L26 170V166H29V169L28 170H26V171H28V173L26 172L24 175H26V177H24V175L23 176H21L20 178V180H21V183H20V191L23 189V187H25V189H27V192H26V190L25 189H23L22 190V194L24 193V195L25 196H23L22 194H21V197H24L22 200V202H20V203H18L17 201V198L19 197L18 195H20V194H18L20 191H17L18 190V188H13V191H14V189H15V193H16V191H17V193L15 194L14 192H12V190H10V191H8V192H5V194L6 195H3V193L1 192L0 193V201L2 202V203H0V210H1V208H2V210H1V213L2 212H4V213H6V214H9V213H11L9 216H10V219H12V220H10V221H8L7 220V216L8 215H6V217L5 216H3V213H2V215H0V216H3V217H5V218H2V217H0L1 219H0V221H2L3 222V220H4V223L6 222V224H7V226L5 227H3L2 229H4V228H6V229H4V233L2 232V230L0 229V232H2L3 234H5V230H6V238L3 240V237L1 238V236H0V242L1 241H3V242H5V240L7 239L8 240V238H12L11 239V241H13V243H11V241H10V239L8 240V241H10L9 243H8V241H7V244L6 243H3V242H1V243H3V244H6V245H9V247L8 246H6V248H12V250H11V248H10V253H11V251H12V254H14V255H18L17 253H18V251H20V253H21V251H22V255L21 254H19V257L18 256H16V257H18V258H16L15 256H13L12 254L11 255H9L10 253H9V251L7 250V249H5V245L2 247V248H4L5 250H6V252L5 253H9V254H4V256L2 255V257H1V255H0V264H34V263H36V261H37V263L36 264H38L39 262H41V263H43V262H45L44 260L46 259V256H47V259H48V261H46V262H48L47 264H50L51 262H53V264H57V263H54V262H59V264H61L60 262L62 261V260H64L63 262H62V264H66L67 263V261L66 260H68V263L67 264H69V263H71V264H83V261L84 262H86V259L84 258V257H81V258H77V255L76 254H74V261H75V259H76V261L75 262H77V263H73V262H71V260H73V257H71V256H73L72 254L73 253H68V254H64L62 251H61V249H55L57 246L58 247H61L62 245H61V243H60V245H58L59 244V242H60V239H59V233H60V228H59V226L58 227H54V226H52V227H50L47 223L46 224H44V222H46L45 221V219L47 218V217H50L49 216V214H51L52 212L51 211H53V208H55V207H57L56 206V202H55V200H56V198H57V196L55 195V194H57V193H55V192H53L52 191V193L50 192V191H48V189H47V179H44V178H46V174H45V170H44V164H43V162L45 161L44 160V158H25ZM95 159V162L97 161V158H94ZM136 160H137V158H135ZM134 159V160H135ZM139 159V158H138ZM134 160H131V161H133L134 162ZM135 160V164L137 165V167L135 166V164L132 162V166L130 165V167H128L129 165L128 164H126V161H124L123 159H122V161H121V164H123V167L125 168H128L127 170L128 171H130L131 169H132V167L134 168V169H132V170H134V171H130V172H128L129 174H132V175H135V173L137 174V172H138V170L140 169H142L143 170V166L142 165H144V164H146V160L144 159V158H141V160L139 159V160H137L136 161ZM145 160V161H144ZM144 161V162H143ZM22 162L25 164L24 166H25V168L22 166L23 164H22ZM28 162H29V165H28ZM141 163V164H140ZM33 165V167H36V168H33V167H31V165ZM125 164V165H124ZM142 166V167H140L139 169H138V167L140 166V165ZM134 165V166H133ZM238 165H241V168H240V166L238 167ZM42 166V167H41ZM23 167V168H22ZM73 167H74V170L75 171H77V169H78V166H77V164H74L73 165ZM28 168V167H27ZM30 168H33L32 170L30 169ZM38 168V169H37ZM174 169V172H173V174H174V176H173V174H171L170 173V176H169V174H168V176L166 175L167 174V171H164V170H166V169H168L169 171L168 172H172L173 171V169ZM239 168H240V170H239ZM25 169V170H24ZM137 169V171H135ZM24 170V171H23ZM34 170H36V171H34ZM139 170V171H140ZM172 170V171H171ZM175 170H177L178 171V173L180 174V176L179 177H177V175H175V173L177 172H175ZM20 171H19V173H20ZM29 171H32V173L30 174V172ZM37 171H39V173L37 172ZM159 171V172H158ZM240 171V172H239ZM132 172V173H131ZM166 172V173H165ZM243 172V173H242ZM42 173H44V177H43V174ZM178 173H176V174H178ZM28 174V175H27ZM41 174H42V176H41ZM241 174H244V175H242L241 176ZM22 175V174H21ZM185 175V176H184ZM29 176V177H28ZM175 179H179V180H174V178ZM136 177V176H135ZM25 178H26V181H28V182H26L25 181ZM36 178H38V181L36 180ZM95 178H96V175H95ZM145 178V177H144ZM242 178V179H241ZM24 179V180H23ZM36 180V181H34V183H35V186H34V183H33V180ZM239 179V180H238ZM145 180V179H144ZM147 180V179H146ZM143 181V180H142ZM174 181V183L176 184V182H177V185H178V183L180 182V187L178 186V188L176 187V186H174V184L172 183ZM176 181V182H175ZM240 181H241V183H240ZM37 182V183H36ZM23 183V184H22ZM172 183V184H171ZM26 184V186H24ZM95 184H96V182H95ZM94 184V185H95ZM184 184V185H183ZM37 185V186H36ZM97 185V184H96ZM28 186V187H27ZM30 186V187H29ZM33 186H34V188H33ZM182 186V187H181ZM37 187V188H36ZM134 186L131 184V185H129V187H128V189H131V188H133ZM137 189H138V186H135ZM174 187V188H173ZM97 188V187H96ZM96 188H94V190H95V192H94V205H95V203L97 202V200H96V198H98L97 196V190L98 189H96ZM180 190V189H182L181 190V192L184 194V195H181L180 196V194H177V190ZM32 189V190H31ZM47 189V190H46ZM174 189V190H173ZM25 190V191H24ZM31 191H33V192H31ZM176 191V194L174 193V192ZM11 192V193H10ZM47 192H50L49 193V200H48V197H47V195H48V193ZM156 192H157V194H156ZM244 192V193H243ZM26 193H28V194H26ZM33 193V194H32ZM55 193V194H54ZM246 193V194H245ZM15 195V198H14V196L12 197V198H14V199H16V202H12V201H9L8 202V200L10 199V196L9 195ZM18 194V195H17ZM160 196H159V195ZM245 196H244V195ZM17 195V196H16ZM29 197V195H30V198H29V202L28 203H31V204H33V206H34V209L35 210H37V208L36 207H38L39 205H38V203H39V201H40V205L42 206H40L41 208L39 209V207H38V210H41L40 211V213H38V214H36L37 212H35V210L33 209L32 210V208H33V206H31V204H28V203H26V200L28 199L27 198V196ZM82 195L83 196H86L85 198H87V196H88V193H82ZM5 196H6V198H7V196H8V200L5 198ZM158 196L159 197H161L162 198V200H163V202H161L162 200H161V198H160V200L158 199ZM241 196H242V198H241ZM112 197V196H111ZM246 197V198H245ZM2 198L3 199H5L6 200V202H7V206L8 207H5V205H6V203H5V200H3L4 201V203H3V201H2ZM11 198V199H12ZM236 198H239L238 200L236 199ZM10 199V200H11ZM18 199H20V198H18ZM24 199H26L25 200V202H24ZM43 199H44V201H43ZM156 199H158L161 203H159V201L157 200V202L160 204H158L157 202H156ZM246 199L247 200H249L248 202H246ZM262 200H264V197H263V195H262V198H261ZM237 200V201H236ZM240 200H241V202H240ZM15 201V200H14ZM21 201V200H20ZM50 202L49 204H46V202ZM96 201V202H95ZM165 201V202H164ZM180 201V202H179ZM10 202H12L11 204H10ZM47 202V203H48ZM124 202V203H123ZM127 202H128V200H127ZM129 202H131L132 203V201H130L129 200ZM155 202H156V204H155ZM238 202H240V203H238ZM255 202V203H254ZM24 204V203H26V204H28L27 205V207H29L30 208V206L32 207L31 208V211L32 212H30V210L27 208V210H29L28 212L29 213H27V210H26V208H25V206H26V204L25 205H23V207L21 206V204ZM42 203H43V205H42ZM130 203V204H131ZM163 203H165V204H163ZM249 203V204H248ZM3 204V205H2ZM12 204H13V207H12ZM16 204V205H15ZM124 204V205H123ZM134 204V203H133ZM158 204V205H157ZM178 204V205H177ZM183 204H184V206H183ZM256 204V205H255ZM30 205V206H29ZM37 205V206H36ZM47 205V206H46ZM54 205H55V207H54ZM97 205H98V203H97ZM125 205V207L126 208H128L127 206ZM132 205V204H131ZM131 205H129L130 206V209L132 208L131 207ZM261 205H263V206H261ZM11 208H10V207ZM14 206H15V211L16 212H14V213H16L15 215H13V212H9L8 213V208L10 209V211H11V209L12 208H14ZM36 206V207H35ZM46 206V207H45ZM133 206V205H132ZM162 208H161V207ZM178 206V207H177ZM259 206H261V208L259 207ZM44 207V208H43ZM47 207H48V209H47ZM257 207H259L260 208V210H259V208H257ZM18 208V209H17ZM24 208H25V210H24ZM94 208H96V205H95V207ZM5 209V210H4ZM17 209V210H16ZM47 209V210H46ZM8 210V211H7ZM13 210V209H12ZM37 210V211H38ZM44 210V211H43ZM55 210V209H54ZM128 210H129V208H128ZM140 210H142V208L140 209ZM264 210V209H263ZM14 211V210H13ZM43 211V212H42ZM53 212H55V211H53ZM225 212V213H224ZM45 213V214H44ZM18 214V215H17ZM28 214H29V216H28ZM34 214V215H33ZM53 214H56V215H58L57 214V211L55 212V213H52V215ZM96 214V215H95ZM32 215V216H31ZM41 215V216H40ZM51 215V216H52ZM86 215L88 216V213L86 212ZM98 206H97V208H96V211L94 210V221H97V220H95L98 216ZM120 215H121V217H120ZM126 215V216H125ZM261 215V216H260ZM263 215V216H262ZM9 216H8V219H9ZM11 216L12 217H14V218H11ZM36 216L38 217L37 218V220H35L36 219ZM39 216L42 218H39ZM44 216V217H43ZM125 217V219H124V217ZM157 216H159V217H157ZM259 216V217H258ZM18 217V218H17ZM242 217V218H241ZM18 220H16V219ZM33 218V219H32ZM119 218H120V220H119ZM247 218V219H246ZM257 218V219H256ZM6 219V220H5ZM21 219V220H20ZM50 219V218H49ZM122 219V220H121ZM156 219H157V221H156ZM16 220V221H15ZM63 220H65L66 221V218H63V219H61L60 220V222L61 221H63ZM124 220H127V224H126V221H125V223L123 222ZM254 220L255 221H257V223L256 222H254ZM12 221H14L13 223H12ZM23 222V226H22V223L21 222ZM26 221V222H25ZM37 221L39 222V221H41V223H43V225L39 222L38 223V225L40 224L41 226H38L36 223H37ZM44 221V222H43ZM260 221V222H259ZM264 221V220H263ZM9 222V223H8ZM16 222H18V223H16ZM20 222V223H19ZM34 222H36V223H34ZM115 222H117V223H115ZM159 224H158V223ZM173 222H175V223H173ZM223 222V223H222ZM227 222V224H225ZM238 222H240V225H239V223ZM243 222L244 223H246V224H243ZM259 222V223H258ZM4 223H0L1 225L2 224H4ZM110 223V224H109ZM123 224L124 223V227L123 226H120L119 224ZM248 223V224H247ZM18 224H20V225H18ZM25 224L26 225H28V227H26L25 228ZM31 224L33 225V227L31 226ZM95 224H97V225H95ZM119 226H118V225ZM148 224V225H147ZM149 224H153L152 226L151 225H149ZM161 224V225H160ZM167 224H170V225H168L167 226ZM175 225V227L177 226V234H181L180 236L178 235L177 236V238L180 240H182V239H184L183 240V242L181 243L180 241L178 242L177 240L178 239H176L175 237H176V232L174 231V232H171V230H170V227L172 226L173 228H174V225ZM243 224V225H242ZM259 224H260V226H259ZM5 225V224H4ZM10 225H11V227H13V228H11L10 227ZM37 225V226H36ZM144 225H147V226H145L144 227ZM159 226V228H161V229H159L158 228V226ZM220 225V226H219ZM244 225H247V227H245ZM42 226H44V227H42ZM155 226H156V228H158V230L155 228ZM160 226H162V227H160ZM169 227L168 229L167 228H165V227ZM223 226H225L226 228L224 229V227ZM241 226H243V227H241ZM255 226V227H254ZM257 226L259 227L258 229H260V228H262L260 231H259V233H257L258 231H257ZM16 227V228H15ZM18 227H20V229L18 230L17 228ZM49 227V228H48ZM107 227V228H106ZM127 227V228H126ZM151 227V228H150ZM163 227L165 228V230H162L163 229ZM171 227V228H172ZM52 228V229H51ZM57 228H58V230H57ZM133 229V231H132V229ZM239 228H241L242 230H240L239 231ZM247 228V229H246ZM255 230H254V229ZM16 229V230H15ZM22 229H23V231H22ZM34 230V231H30L31 233L29 234V232H28V230ZM45 229H49V231H53V232H55L54 234H53V232H50L49 234H47L48 233V230L47 231H45ZM96 229H98V233L96 234L95 233V231H96ZM99 229H102V233H100L99 232ZM108 229V230H107ZM125 229V230H124ZM143 229H145V230H143ZM151 229V230H150ZM224 231H223V230ZM56 230V231H55ZM105 230V231H104ZM146 230H147V235H146ZM149 230H150V233L152 232V230H153V232H155L154 230H156L157 231V237H149ZM162 230V231H161ZM167 230H169V232H164V231H167ZM172 230H176V228H174V229H172ZM252 230H254L253 232H252ZM18 231V232H17ZM40 232V233H38V232ZM43 231H45V233L46 234H44V235H46V236H43V238H42V234H43ZM59 233H58V232ZM127 231V232H126ZM134 232V233H136V235L133 237L134 238V240H133V238L130 236V235H134V233H132V232ZM136 231V232H135ZM180 231V232H179ZM214 231V232H213ZM217 231V232H216ZM221 231H223V232H221ZM239 231V232H238ZM241 231H242V234H241ZM250 231V232H249ZM263 231V230H262ZM26 232H28V234H29V236L27 235V237H26V239H24L25 238V234H26ZM2 233H0V234H2ZM24 233V234H23ZM42 233V234H41ZM58 233V234H57ZM112 233H113V235H112ZM120 233V232H119ZM130 233V234H129ZM140 233V234H139ZM161 233V234H160ZM248 233V234H247ZM253 233V234H252ZM256 233V234H255ZM20 234V235H19ZM38 234V235H37ZM39 234H41V235H39ZM102 234V235H101ZM155 234V235H156ZM167 234H168V237L166 238V236H167ZM170 234V235H169ZM243 235V237H241V235ZM252 234V235H251ZM23 235H25V236H23ZM32 235V236H31ZM50 235V236H49ZM112 235V237H110ZM158 235H161V239L160 238H158ZM163 235V236H162ZM164 235H166V236H164ZM174 236V239H173V236ZM219 235H220V237H219ZM239 235H240V238H239ZM256 235H257V238H256ZM13 236V237H12ZM35 236V237H34ZM37 236H39L38 237V240L36 241V239H37ZM71 236V237H70ZM137 236V237H136ZM147 236V237H146ZM172 236V237H171ZM258 240V241H262V243L260 244V242H258L256 239H255V242L256 243H259V244H256V245H258L259 247H257L256 245H255V243H254V237ZM264 236V235H263ZM8 237V238H7ZM20 237H22V240H21V238ZM28 237H30V239L28 238ZM40 237H41V239H40ZM72 235H69L68 237H66L65 239H68L70 242H73V243H75V239L73 240L72 239ZM113 237H115V238H113ZM180 237H182V238H180ZM253 237V238H252ZM20 238V239H19ZM34 238H36L35 240H33ZM74 238V237H73ZM113 238V239H112ZM126 238V239H125ZM132 238V239H131ZM150 238H152V239H150ZM170 238H171V240H170ZM214 238V240H210V239H213ZM216 238V239H215ZM253 240H252V239ZM259 238H260V240H259ZM24 239V240H23ZM29 239V240H28ZM50 239V240H49ZM71 239H72V241H71ZM154 239V240H153ZM157 239V241H155ZM164 239H166V240H164ZM208 241V240H210V243L212 244V246L209 244V241L206 243V241ZM219 239V241L220 240H222V241H220L219 242V245H220V243L222 242V247L224 248V250H223V248H221L222 249V251H220V248L219 247H217V245H214V243L215 242H213V241H215V240H218ZM225 241H224V240ZM15 240L17 241V242H15ZM56 240V241H55ZM67 240V241H68ZM186 240V241H185ZM243 240V241H242ZM23 241V242H22ZM34 241H36V243L34 242ZM53 241H55V242H53ZM155 241V242H154ZM161 241H162V244H164V245H161L160 243H161ZM164 241H167V242H164ZM174 241H175V243H174ZM184 241H185V243H184ZM240 241H242V243L240 242ZM20 242H21V244H20ZM41 242V243H40ZM50 242V244H48ZM53 242V244H51ZM128 242V243H127ZM155 243V244H153V243ZM177 242V243H176ZM187 242V243H186ZM213 242V243H212ZM217 242V241H216ZM240 242V243H239ZM244 242V243H243ZM0 243V244H1ZM152 243V244H151ZM168 243H169V245H168ZM2 244V245H3ZM12 244H13V246H12ZM17 244V245H16ZM37 244V245H36ZM167 244V245H166ZM177 244V245H176ZM179 244H182V246H183V244H185V248L183 247V248H181L182 250H180L179 249ZM216 244V243H215ZM217 244H218V242H217ZM237 244H239V247L237 246ZM1 245V246H2ZM73 245V248H74V246H76L75 244H71V246ZM96 245H94V248H95V253H96V255H94V257H95V259H93V260H96V262L98 261V258H99V255L97 254L98 253V249H99V247L98 246H96ZM123 245V246H124ZM158 245V246H157ZM175 245V246H174ZM209 245V247H205V246H208ZM214 245V246H213ZM218 245V246H219ZM251 245H255L257 248H255V247H251ZM1 246H0V249H2L1 248ZM155 246H157V247H155ZM181 246V245H180ZM225 246H227L228 248H226ZM235 246H237V247H235ZM242 246V247H241ZM30 247V248H29ZM37 247H40V248H38V249H40L39 251L41 252H39V253H37L38 252V250L36 249ZM148 248L149 250H150V247L151 248H154V249H151L150 250V252H147V250L148 249H146V252H143L142 253V251H145V248ZM178 247V250H180L182 253H180L179 254V251H177V248ZM216 247L218 248V251H216L215 252V250H217L216 249ZM244 247V248H243ZM248 247V248H247ZM45 248H46V251H45ZM142 248H144V249H142ZM174 248V249H173ZM209 249V250H207V249ZM212 248V250L211 251H213L214 249V253H215V256L214 255H212L213 254V252H211L210 251V249ZM239 249V250H236V249ZM240 248H242L243 250H242V252H244V254H246L247 252H248V255L246 254V255H244L243 253H238V252H236V251H239V252H241V249ZM247 248V249H246ZM251 248V250H255L256 249V252L254 253L255 255H254V257H256V253H258L259 251H260V253L262 254H260V255H258L257 254V257L256 258H253V252H254V250L251 252V250H250V252H249V249ZM261 249V250H257V249ZM17 249H19V250H17ZM30 249V250H29ZM167 249V250H166ZM204 249H206L207 250V252H206V250H204ZM227 249V250H226ZM247 250V252H246V250ZM5 250H3V251H5ZM13 250L15 251V253H13ZM17 250V251H16ZM53 250H55V251H53ZM133 250V251H132ZM153 250V251H152ZM245 250V251H244ZM262 250H263V253H262ZM34 251H35V253H34ZM53 251V252H52ZM62 252L63 253V255H61L60 257H64V259L62 258V259H60L58 256L60 255V253L59 252ZM173 251V252H172ZM177 251V252H176ZM211 252L210 254L213 256V258H212V256L210 255L209 256V253L208 252ZM55 252V253H54ZM218 252H222V254H221V256H217V254H218ZM246 252V253H245ZM4 253V252H3ZM24 253V254H23ZM37 253V254H36ZM59 253V255H57ZM94 253V254H95ZM135 253V254H134ZM168 253H170V255L168 254ZM217 253V254H216ZM234 253H237L236 255H234ZM0 254H2L1 253V251H0ZM38 254H43V256L45 255V257H44V259L42 258V257H39L38 256ZM49 254H50V256H51V254H53V256H51V257H55L54 259H49L48 257H50L49 256ZM69 254H70V256H69ZM173 254V255H172ZM180 256H179V255ZM182 254V255H181ZM219 254V255H220ZM250 254H252L251 256H250ZM24 255V256H23ZM40 255V256H41ZM55 255V256H54ZM67 255V256H66ZM155 256L156 258L155 259H158L157 260V262H156V260L155 261H153V262H151L152 260H153V256ZM240 256L241 257V259L242 258H244V256H245V258L246 257H248V258H246L244 261L243 260H241L240 259V257H238V256ZM241 255H243V256H241ZM9 256H13V259H12V257L10 258ZM37 256V257H36ZM75 256H76V258H75ZM96 256H98V257H96ZM170 256V257H169ZM175 258H173V257ZM228 256H226L224 259H221L222 260V262L223 263H221V260L219 259V263H221V264H230V263H228V262H230V261H228V262H225V261H227V260H229V258H228ZM235 256H237V258H239L240 259V261L238 262V259H236V257ZM59 259H58V258ZM132 257V258H131ZM146 259H145V258ZM150 257H152V259L150 258ZM170 259H172V260H174V261H172V260H170ZM179 257H183V258H179ZM37 260H36V259ZM38 258H40V260L41 261H39L38 260ZM58 259V260H61V261H53V260H55V259ZM72 258V259H71ZM129 258V259H128ZM148 258H150L151 259V261L148 259ZM227 258V259H226ZM32 259H33V261H32ZM35 259V260H34ZM46 259V260H47ZM123 259H125V260H123ZM140 259H141V262H140ZM145 259V261L143 262V260ZM183 261H182V260ZM211 259V262L209 261ZM2 260V261H1ZM51 262H50V261ZM225 260V261H224ZM235 260V261H234ZM17 261V262H16ZM23 263H22V262ZM43 261V262H42ZM70 261V262H69ZM79 261H81V262H79ZM118 261H117V263H118ZM127 261V262H128ZM158 261H159V263H158ZM177 261V262H176ZM179 261V262H178ZM237 261V262H236ZM2 262V263H1ZM19 262V263H18ZM25 262V263H24ZM31 262V263H30ZM33 262V263H32ZM79 262V263H78ZM96 262H94L93 264H95ZM121 262H120V264H121ZM126 262V263H127ZM248 262L246 263V264H248ZM41 263H39V264H41ZM87 263H89V262H87ZM116 263V262H115ZM116 263V264H117ZM145 263V264H146ZM235 263H233V264H235ZM46 264V263H45ZM52 264V263H51ZM84 264H86V263H84ZM90 264V263H89ZM119 264V263H118ZM127 264H130L129 262L127 263Z\"/></svg>", "mask_w": 264, "mask_h": 264}, {"label": "bare ground", "instance_id": "2", "mask_svg": "<svg viewBox=\"0 0 264 264\" xmlns=\"http://www.w3.org/2000/svg\"><path fill=\"white\" fill-rule=\"evenodd\" d=\"M8 2V1H11V0H0V10L1 9H3V10H7L8 9V6L10 7V4H8V3H6L5 5H7L8 4V6H5L4 4H3V2ZM18 0H15L14 2H15V4L14 5H16V2H17ZM20 1V0H19ZM51 1H53L52 3H55L56 4V7L54 6H52L51 4L52 3H50ZM110 1H112V0H41V4L42 5H40V3H39V5L40 6H43V4H50L52 7H53V11L50 13V11L51 10H47V9H41L40 10V8L37 10V9H35V11H44L45 10V12L47 11H49L48 13H45V12H43V17H41L42 19H44V21L42 20V19H40V23H42V24H40V26L41 25H43L42 27H43V29H44V31L46 32H48L47 34H48V36L47 35H44V36H47V37H44V38H46L45 39V41H48V39L50 40V39H54L53 40V42H55L56 40V45H59V46H57V48L58 47H60V48H62L60 45L62 44V45H65V47H66V45H67V43L68 44H71V45H69V46H67V48L69 49V50H71V52L69 51V54H67V56H66V48L64 49L65 51H64V53L62 54L61 52H60V54L62 55H58V57L57 58H59L60 59V61H58L57 62V64L58 65H60L61 67H62V69L60 70L61 71V73H62V77H63V74H65L66 76H67V74H71V72H69L70 70L71 71H73V70H75V67H76V65H75V67L74 66H72L71 67V65H70V63L68 64L66 61H68V59L70 60L71 58H73L74 56H76V55H78V54H76V53H79L80 54V51H82V50H84L85 51V49H83L84 48V46H87L88 45V43H86L87 45H85L84 44V46L83 45H79V42H81L82 41V37H83V35H81V34H79V33H84L83 31L86 29V31H90L89 33H90V36H91V32H93L94 33V31H92V26H94L98 21H95L96 23H94V20H93V18L94 17H97V16H99L100 15V17L102 16V17H105V18H103L104 20L106 19V21H108V20H111V16H113V15H109V14H112V13H106V11H104L102 14H99L98 12H99V10L100 9H107V8H109V7H111V6H113L112 4L115 2L116 3V1L115 0H113L114 2H112V4L110 3ZM136 1H138V0H134V2H136ZM152 1V0H151ZM160 1V0H159ZM162 1V0H161ZM165 1V0H164ZM170 0H167V2H169ZM173 1V0H172ZM175 1V0H174ZM177 1H181V0H176V2ZM192 1V0H191ZM191 1L190 0H188V2L187 1H184V2H186V3H188V4H192L191 3ZM197 1V0H196ZM207 1L208 0H206V2L204 1V0H202V3H201V0H200V2H199V0L197 1L198 3H196L195 2V0H194V2L196 3V4H192L191 6H190V8H189V6H187L186 5V3L185 4H181L180 5V8L178 9L177 7H179V5L175 8L176 10H173L174 12L176 11L177 12V9H178V13H180L181 12V14H179L180 15V17L182 16L183 18H184V15L186 14L185 13V10L182 8L183 6L184 7H186V8H189V10H190V14H191V12H193V13H195V16L194 17H192V18H194L195 19V17H196V19L194 20V22H190V23H193V25H194V29H192L193 30V32H191L192 33V37L190 38L191 40V43H192V45H190L191 43H190V41L188 42L187 41V39L188 38H186V43L185 44H187L188 43V45H185V46H191L193 49H197V51L199 52L198 54H199V56H201V57H199L200 59H202L203 57H208L207 59L209 60V61H211V63H212V66H213V69L215 68V64L216 63H214V60L215 59H218L219 58V60H220V58L222 59V57H219L218 55H220L219 53H222L223 55L225 54V52H226V48H223V47H225V46H223V45H221V46H223V47H221L220 45V47H218V46H216L217 44L215 43H212V39L214 38V39H216V41L217 40H221V39H219L218 37L220 36H216L217 38H215L214 36L218 33L219 34V32H217V33H215L214 34V36H213V32H215V30L213 31V29L216 27V25L214 26V28L212 29V28H210L209 26H211L212 27V25H211V23L212 24H214L212 21H216V20H214V19H217V17L216 18H214L213 16V18L211 17V14H207L206 13V11H207V9L205 10V9H203V8H205L206 6H209L210 4H212V3H214V2H212L211 0V2L212 3H207ZM209 1V2H210ZM215 1V3H216V1L217 0H214ZM227 3H226V5H228V1L227 0H225ZM230 1H232V0H230ZM251 0H249V2H250ZM1 2H2V4H1ZM23 2H26V0L24 1L23 0ZM23 2H22V4H23ZM27 2H29L28 4H30L31 6H28V7H32V5L33 4H35L34 2H36V1H34L33 2V0H28ZM27 2H26V4H25V8H28L27 7ZM33 4H32V3ZM39 2V1H38ZM46 2V3H45ZM47 2H49V3H47ZM75 2V5H76V3H78V7L79 8H76V6L75 7H73V6H71L72 8H73V10L75 11V13H74V11H72V9H71V12L72 13H74V14H72L71 15V12L69 11L70 9H68V10H66V5L67 4H71V3H74ZM120 2V1H119ZM124 2V1H123ZM130 2H132L131 0H129V3ZM153 2V1H152ZM155 2V1H154ZM153 2V3H154ZM167 2L165 3V4H167ZM175 2V3H176ZM193 2V1H192ZM193 2V3H194ZM203 2H205V3H203ZM234 2V1H233ZM237 2H238V0H237ZM236 2V3H237ZM253 2V1H252ZM252 2H251V4H252ZM261 2V0L258 2L257 1V3H260ZM11 3V2H10ZM13 3V2H12ZM114 3V4H115ZM128 3V2H127ZM163 3V2H162ZM225 3V2H224ZM223 2L221 3L222 4V6L223 5H225ZM235 3V2H234ZM239 3H240V1H239ZM239 3H237V4H235L236 6H239ZM243 3V2H242ZM241 3V4H242ZM256 3V4H257ZM261 3H263V2H261ZM260 3V4H261ZM18 4V3H17ZM24 4L22 5V7H23V9H25L24 8ZM38 4V3H37ZM130 4H133V2L132 3H130ZM138 4V3H137ZM173 5V6H175L174 5V3H172V2H170V3H168L167 5L169 6V5ZM209 4V5H208ZM216 4H218V3H216ZM216 4H214V5H210V7H207V8H210V10H213V6H215ZM233 4V3H232ZM251 4H247L246 3V5H248V7L250 8V6L249 5H251ZM54 5V4H53ZM116 5V4H115ZM127 5V6H126ZM143 5H144V3H143ZM186 5V6H185ZM219 5H220V3L218 4V7H219ZM245 5V6H246ZM264 5V4H263ZM35 6V5H34ZM39 6V7H40ZM44 6H46V5H44ZM121 6V5H120ZM120 6H117V11L119 10L120 11V8L122 7H120ZM126 7V10H127V7H128V4H125V5H123V7ZM133 6V5H132ZM146 6V5H145ZM144 6V7H145ZM171 7V8H174V7ZM234 6V5H233ZM232 6V7H233ZM236 6H234L233 8L234 9H242L243 7H240V8H238V7H236ZM243 6V5H242ZM38 7V6H37ZM48 7H49V5H48ZM51 7V8H52ZM119 7V8H118ZM121 8V9H125V7L124 8ZM134 7V6H133ZM133 7H132V9H133ZM170 7V6H169ZM221 7V6H220ZM224 7V6H223ZM223 7H221V8H223ZM230 5H228V7H224L225 9H229V11H230ZM248 7L246 6V8L248 9ZM36 8V7H35ZM50 8V9H51ZM54 8H63L62 9V11H64V12H68L69 11V13H70V15L69 16H67V13H65L66 14V16H67V18H66V16H65V14H63V12H62V14L61 15H59V13L61 12H59L58 10H56V11H54ZM74 8H76V9H74ZM111 8H114L115 9V7H111ZM111 8H109V10L111 9ZM141 8V9H140ZM164 8H167V6L166 7H164ZM163 8V9H164ZM233 8H231L232 10H234ZM245 8V10L247 11V9ZM251 8H252V10H250V11H253V10H255L256 9V6H255V8H254V4H253V6H251ZM254 8V9H253ZM261 8V7H260ZM21 9V8H20ZM19 9V10H20ZM23 9H21L20 11L21 12H23V13H25L26 14V12H27V10L29 11V8L26 10H24L23 11ZM34 10V7L33 8H31L30 9V11L31 10ZM167 9H169V8H167ZM219 9V8H218ZM225 9L223 10L222 9V11H220V14H219V17H220V15H221V13L223 12V11H225ZM258 9V8H257ZM256 9V10H257ZM10 10V9H9ZM102 10V11H103ZM108 10V9H107ZM138 10H142V5H141V7H138ZM145 10H147V9H145ZM165 10V9H164ZM164 10H162L163 12H164ZM171 10V9H170ZM193 10V11H192ZM255 10V11H256ZM264 10V9H263ZM26 11V12H25ZM35 11H33V12H35ZM116 11V12H117ZM123 11V10H122ZM122 11H120V12H122ZM129 11V10H128ZM133 13H132V12ZM169 11V10H168ZM209 11V10H208ZM207 11V12H208ZM235 11V10H234ZM249 11V12H250ZM253 11L252 13H254V14H256V12L258 11ZM55 12L57 13V14H55ZM107 12H109V11H107ZM120 12H118V14H120ZM124 12V11H123ZM148 12V11H147ZM166 12V11H165ZM210 12V11H209ZM216 12V11H215ZM218 12V11H217ZM217 12H216V14L215 15H217ZM233 12V11H232ZM245 12V11H244ZM8 13H10V11L8 12ZM13 13V12H12ZM28 14H30L29 12H27ZM36 14H37V12H35ZM127 13V12H126ZM126 13L124 14V22H127V21H125V19H127V18H125V17H127V15H126ZM132 13V15L133 16H135V12H134V10H131L130 9V14ZM136 13H137V11H136ZM150 13V12H149ZM154 13V12H153ZM167 13V12H166ZM178 13H177V18H178ZM185 13V14H184ZM213 13H214V11H213ZM228 12H224V14H227ZM238 13V12H237ZM248 13V11L245 13V14H247ZM11 14V13H10ZM108 14V15H107ZM140 14V13H139ZM155 14V13H154ZM172 14H173V12H172ZM188 15H185V17L187 16H189V13H187ZM223 14V13H222ZM224 14L222 15L223 17H220V20H222V22L219 20V22H221V23H223L224 25H225V21H223L224 20ZM233 14V13H232ZM238 14H241L240 12L238 13ZM243 14V13H242ZM258 14H260V12H258ZM27 15V14H26ZM40 15V14H39ZM39 15H36V17L38 18V16ZM126 15V16H125ZM193 15V14H192ZM212 15H214V14H212ZM233 15H235V13L233 14ZM232 15V16H233ZM24 16V15H23ZM22 16V17H23ZM28 16V15H27ZM108 16H110V18L108 17ZM137 16V15H136ZM139 16V15H138ZM172 16V15H171ZM226 16V15H225ZM228 16H230V14L228 15ZM1 17V16H0ZM11 17V16H10ZM22 17L20 16V18L22 19ZM24 17H26V16H24ZM23 17V20L25 19ZM69 17V18H68ZM98 18L99 20L101 19V20H103L102 18ZM107 17H108V19H107ZM123 17V16H122ZM128 17H130V16H128ZM179 17V18H180ZM186 17V18H187ZM245 17V19H250V17L248 16V14H247V18H246V16H244ZM244 17L242 16L241 18L243 19L242 21H244ZM31 19L33 18V15H32V17H30ZM114 18H116L117 19V17L116 16H114ZM178 18V19H179ZM183 18H181V20L183 19ZM186 18H184V19H186ZM189 18V17H188ZM226 18H228V17H226ZM233 18V17H232ZM241 18H239V19H241ZM4 19V18H3ZM27 19H29V18H27L26 17V19L25 20H27ZM31 19H29L30 20V23L32 22L31 21ZM113 19V18H112ZM116 19H113V21H115ZM122 19V18H121ZM130 19H132V17L130 18ZM141 19V18H140ZM145 18H143V20H144ZM177 19V20H178ZM190 19V18H189ZM229 19V18H228ZM227 19V20H228ZM258 19V18H257ZM257 19H256V21H257ZM33 21H34V19H32ZM36 21H37V19H35ZM137 20V19H136ZM136 20H135V22H136ZM142 20V19H141ZM146 20V19H145ZM144 20V21H145ZM148 20V19H147ZM146 20V22L145 23H147L148 24V21ZM180 20V21H181ZM191 20V19H190ZM259 20H262V17L261 16H259V19H258V21ZM264 20V19H263ZM105 21V22H106ZM117 22H118V20H116ZM137 21H139V20H137ZM158 21V20H157ZM180 21H176V22H179V24L177 25V27H176V29H175V31H173L174 33H175V38L177 39V40H179V42H180V40H181V42H182V38L184 37L185 38V36H184V34L186 35V33H184L183 32V27L181 28V26H184V25H182L181 24V22ZM193 21V20H192ZM236 21V22H235ZM238 20H234V19H232V23H233V25H234V23H236L237 25H239L238 23H239V21L237 22ZM246 21V20H245ZM257 21V22H258ZM1 22H2V20H1ZM27 22L29 23V21L27 20ZM131 22H133V19L131 20ZM135 22H134V24H135ZM152 22V21H151ZM186 22V21H185ZM184 22V24L187 26V22L185 23ZM248 20L246 21V25L248 24V26L247 27H249V24H250V27H251V23L250 22H248ZM251 22H253L252 20H251ZM256 22V23H257ZM260 22V21H259ZM35 23V22H34ZM44 23V24H43ZM94 23V25H92ZM110 23V22H109ZM115 23V22H114ZM114 23H112V24H114ZM140 23V22H139ZM139 23L138 22H136V25L138 24L139 25ZM183 23V22H182ZM216 23L218 24V21H216ZM263 23V22H262ZM17 24V23H16ZM25 25V22L24 23H22V24H20L19 26H22V25ZM97 24H99V22L97 23ZM116 24V23H115ZM150 24V23H149ZM166 24V23H165ZM171 24V23H170ZM174 24V23H173ZM173 24L171 25L172 27H173ZM208 24H210L209 26H208ZM243 24V23H242ZM254 24H255V22H254ZM1 25V24H0ZM10 25V24H9ZM23 25V26H24ZM26 25H27V23H26ZM37 25V27H39L38 26V24H36ZM108 25V27H110V25L109 24H107ZM123 26H126V25H124V24H122ZM141 25H142V23H141ZM140 25V26H141ZM157 25V24H156ZM164 25V24H163ZM167 25V24H166ZM230 25V24H229ZM227 25L229 28H230V26H232L233 28H230V31H231V29H232V34H233V30H234V27L236 28V26L237 25ZM257 25L259 26V23H257ZM2 26H3V24H2ZM22 26V27H23ZM111 26H113V25H111ZM121 26V25H120ZM129 26V25H128ZM144 25H142V27H143ZM155 26V25H154ZM170 26V27H171ZM189 26H191L190 24L188 25V27ZM218 26H219V24H218ZM221 26V25H220ZM226 25H225V28H227V30H228V27H227ZM243 26H244V24H243ZM22 27H21V29L19 28L18 30H21V32H22ZM104 26H102V28H103ZM106 27V26H105ZM103 28V30L104 29H106V28ZM131 27L132 28H137L136 26H132L131 25ZM130 27V28H131ZM171 27V28H172ZM185 27V26H184ZM245 27V26H244ZM10 28V27H9ZM102 28H100V29H97L96 30V33H95V36H96V38H98V39H103L104 40V36L103 37H101V35H100V33H99V31L98 30H101ZM110 28H112V27H110ZM116 28H118V27H114V30H115V32H118L119 31V28H118V31H116ZM124 28V27H123ZM122 28V30H123V32L126 30V29H123ZM129 28V27H128ZM127 28V29H128ZM138 28H140V27H138ZM155 28H156V26H155ZM217 28H219V27H217ZM225 28H224V30H225ZM241 28H243V27H241ZM240 28V29H241ZM246 28V27H245ZM259 28V27H258ZM2 30H4V31H6L5 30V28L3 29V28H1ZM12 29H15V28H13V26H12ZM88 29H91V30H88ZM93 29H95V28H93ZM170 29V28H169ZM168 29V30H169ZM185 29H188L187 27L185 28ZM189 29H190V27H189ZM212 29V30H211ZM251 29V28H250ZM250 29H249V31H250ZM28 30V29H27ZM29 30H30V28H29ZM51 30H54L53 32L55 33H53L54 35V38L52 37H50L49 36V33L51 34ZM122 30H120V31H122ZM172 30H174V28H172ZM172 30H171V32H172ZM222 31L221 32V34L223 35V32H224V34L226 35V33H225V31ZM242 30V29H241ZM258 31V29H255V31ZM260 30V29H259ZM8 31V30H7ZM6 31V32H7ZM13 32H14V30H12ZM23 31H24V29H23ZM37 31H40L41 32V28H40V30L38 29H35V32H34V34L36 35V32ZM106 31H108V30H106ZM105 31V32H106ZM134 31H136V38L138 37L137 35H141L140 33H141V31L143 32L142 33V35H141V37H140V40L142 41V39H144V38H146V36H144V35H146L145 33H144V31L143 30H141V31H139V32H137L138 31V29L137 30H134ZM216 31H217V29H216ZM229 31V30H228ZM237 31V30H236ZM245 31H247V34L248 33H251L252 34V32H253V29H252V32H249L248 31V29L246 28V30ZM255 31L253 32V34H255ZM256 31V32H257ZM261 31V30H260ZM259 31V32H260ZM264 31V30H263ZM9 32H11V30L9 31ZM9 32L7 33V34H9ZM12 32V33H13ZM16 32V35H17V31H15ZM60 32H62V33H64L63 35H65V34H70V32L71 33H78L79 34V36L77 35V36H75V34H73L72 35V39H70L71 37H70V35L69 36H67V37H65L66 39H64V37L62 38V36L60 37L59 36V34L58 33H60ZM108 32H110V31H108ZM128 32H129V30H128ZM165 32V31H164ZM187 32V31H186ZM189 32V31H188ZM242 32V31H241ZM244 32V31H243ZM243 32L241 33V34H243ZM2 33V32H1ZM5 33V32H4ZM18 33H20V32H18ZM24 33V32H23ZM32 33V32H31ZM61 33V34H62ZM124 33H127V32H124ZM123 33V34H124ZM138 33V34H137ZM245 33V32H244ZM261 33V32H260ZM38 34L39 33H37V36H38ZM60 34V35H61ZM110 34V33H109ZM118 34H121L120 32L118 33ZM118 34H115V35H117L118 36ZM258 34V33H257ZM257 34H256V36H257ZM262 34H264L263 32H262ZM1 35V34H0ZM15 35V34H14ZM13 35V36H14ZM20 35H21V33H20ZM29 35H30V31H29ZM40 35V34H39ZM43 35H41V37L43 38ZM57 36V38H55L56 36ZM125 35L127 36L126 38H128V35L127 34H124V37H125ZM131 36L133 35V36H135V34H130ZM154 35V34H153ZM188 35H190V34H188ZM225 35H223L224 37H225ZM8 36V35H7ZM7 36L6 35H1L0 36V193L2 192L3 193V195H6L5 194V192H8V191H10V190H12V192H14L15 193V189H14V191H13V188H18V190L17 191H20L19 189V185H20V183H21V176H23L26 172L28 173V171H26V170H28L29 169V166H26V170L24 171L25 173H21V165H19V161H21L22 159L23 160H26L27 161V159H25V158H44V162H43V164H44V170H45V174H46V178H44V179H47V189H48V191H50L51 193H52V191L53 192H55V193H57V194H55L56 196H57V198H56V200H55V204H56V206L57 207H55V205H54V207L55 208H53V211H57V214L58 215H56V214H53L52 215V213H55V212H53V211H51L52 213L51 214H49V216L50 217H47L46 219H45V221L46 222H44V224H48L50 227H52V226H54V227H58L59 226V228H60V233H59V239H60V242H59V244L58 245H60V243H61V247H56L55 249H61V251L64 253V254H68V253H73L72 255L73 256H71V257H73V260H71V262H73V263H77V262H75L76 261V259L78 258H81V257H84L85 259H86V262H84L83 261V264L84 263H86V264H93L94 262H96V260H93V259H95V257H94V255H96V253H95V248H94V245H96V244H94V241L96 242V240H94V228H93V225H94V222L96 223V222H98L99 223V225H103V224H106L108 221H112L111 222V224L114 222V221H116L117 220V218L119 217V214H121V212H125V210L127 209V211H128V213H129V211H130V213H129V215L127 216V217H129V219L127 218V220H128V223H130L131 221H135L136 222V224L138 223H144V224H146V223H148L149 221L151 222H153L154 220V218H156V215H159L158 214V211H159V209L157 208V207H154L153 205H152V203H154V200H155V198L157 197V195H156V197H155V195H152V193H151V191H150V189H153L152 187L153 186H155V185H157L158 183V175L156 174L157 173V169H160V166L162 167V165H160L159 167H158V165H159V159H157V158H184V157H187V156H191V153L190 152H183V153H181V152H178L177 151V153L175 152V150H174V148L175 149H177L176 147H175V144H174V139H173V133H174V131H175V128L176 127H178L177 125H176V123H175V120H173V119H177V120H179V119H181L183 122L186 120V117L188 116L189 117V115H184V117H177L178 116V111H180V113H181V111H183L185 108H184V106L185 105H183V108L184 109H177L178 111L177 112H175V114L177 113V116H176V118H173V114H172V112L171 111H169V110H167L168 108H171V106H173V104L174 105H176L173 101V103L172 104H169L171 101H168L169 103L167 104H160L161 102H164L165 100H163V101H160L159 100V96H158V89L156 90V85L155 86H153L154 87V91H155V94L157 93V95H155V94H151V95H149V93H147L149 96L147 97V98H145L146 100H144V98H143V100L142 99H140L139 100V98H138V100H137V97L136 96H133V95H135V94H132L131 93V90H132V88H134L133 86L134 85H136V84H138L140 81H141V79H142V77L144 76V75H149V74H151V70L153 71V69L154 68H156V66H155V62H154V60H156V57H157V55L155 54V53H157L159 50H157V52H152V55H150L151 57H149V59H146L145 57L143 58V60L145 61L143 64H142V66L140 67V69H138V68H136L135 67V65H136V63L135 62H131L132 61V59H128V61H127V67L126 66H124L123 64H121L122 62H120L119 64L122 66H124L123 67V69L124 70H126L127 68H128V70H130V75H131V77H129V78H127L126 76H123V78L125 77V79H116V78H114V76H112V75H110V71H109V65H108V63H109V60H110V57L107 55V54H102L103 52H102V50L100 49V48H96L97 50H99L100 52L99 53H97L98 51H96V53H97V55L96 54H93L94 53V51H95V47H96V44H95V47L94 48H92V49H89L90 47H91V45H90V47L89 46H87V50H89V53H91V55H90V58L92 57V60L94 61V59H96L94 62H92V64L90 65L89 63H90V61H89V63H87V61H85L86 63H87V66L89 65V67L88 68H90L91 67V70H88L89 71V73H90V76L91 77H87L88 79H85V81L86 82H84V83H86L85 85H89V84H91L92 83V88H89V86H86L87 87V89H86V87H84L85 88V91H89L88 89H92L93 91H94V89H95V84H96V78H95V75L97 74V72L99 71V69H98V67L100 66V65H98V67H95V66H97V64H98V62H99V64L101 63V66H102V64H104L105 66H107L108 68H106L105 66H103L104 68H102L101 69V67H100V74L102 75V77H104V78H102L101 79V82L105 85V87H103L104 88V90H103V88H102V91H104V93L102 92V94H104V95H102V96H96V93H95V95H92V97L91 96H88L89 95V93L88 92H86V94H88L87 96V99L85 98V96L83 97V98H85V100H89V101H85L84 102V99L82 98V102L80 101L79 102V100H81V99H79L78 101H74V99H73V97H69V98H72V100L73 101H71L72 103H69L70 101H67L68 103H66V96H65V94H64V92H63V94L62 95H64L63 97L61 96V95H59V93H60V91L62 92V90H60L59 91V93L57 92V95H55L54 93V95H52V93L51 92H49L50 93V95H52V96H50L51 97V100H50V97H47V99H49V100H47V101H49V102H51L50 104H49V106L52 108L51 109V111L50 110H48V112L47 113H45V115H43V114H37V113H39L40 112V110H39V107H38V110H39V112L37 111V113L36 112H34L33 110V107L31 106V104L33 103V104H35L36 105V103H34L33 101H35V100H31V101H29V103H28V100H27V98H31V97H35L33 94H31V95H29L30 93H32V91L31 92H29L28 93V91L27 90H25L24 92L22 91V90H18L20 93H23L22 95L19 93V94H17L18 92H15V94H17V95H15L14 94V90H16V88L15 87H17L18 88V85H21L20 83H22V82H24L25 81V83H26V81H27V83L28 84H26L27 86L28 85H31V84H33V82H35V81H33V79H34V77L32 76V74L31 75H27L26 73V75H25V77L27 76L28 78H26V79H24L23 78V74H22V70L23 69H21V68H23V67H21L20 69H19V65H18V70H19V72H18V74H16L15 73V71H14V68H15V63H19V62H17V61H15V59H17V57H15V54L13 53L14 51L12 50L13 48H12V46L10 45V42H8V38H7ZM12 36V35H11ZM10 36V37H11ZM12 36V37H13ZM18 36V35H17ZM132 36V37H133ZM143 36V37H142ZM212 38H211V37ZM228 36V35H227ZM231 36V35H230ZM9 37V36H8ZM11 37V38H12ZM15 37V39H16V36H14ZM33 37H35V36H33ZM49 37V38H48ZM75 37V38H74ZM122 37V36H121ZM166 37V36H165ZM187 37V36H186ZM211 38V40H210V38ZM223 37V38H224ZM236 36H234V40L238 37V35H237V37L235 38ZM263 37V36H262ZM18 38V37H17ZM31 38V37H30ZM42 38H40V39H42ZM44 38H43V41H44ZM69 38V39H68ZM120 38V36L117 38V39H119ZM135 38V37H134ZM148 38V37H147ZM147 38H146V40H147ZM183 38V39H184ZM220 38H221V36H220ZM222 38V39H223ZM229 37H227V38H225V39H228ZM251 38V37H250ZM254 38V37H253ZM253 38H251V41H252V39ZM257 38V37H256ZM14 39V40H15ZM24 39H25V37H24ZM91 40H92V38H90ZM101 39V40H102ZM123 39V38H122ZM121 39V40H122ZM150 39V38H149ZM174 39V38H173ZM225 39H223V42L225 41V44H226V42H227V40H225ZM11 40V39H10ZM19 40V39H18ZM22 40V39H21ZM31 41H32V38L30 39ZM89 40V39H88ZM93 40H94V36H93ZM92 40V41H93ZM102 40V41H103ZM126 40V39H125ZM145 40V39H144ZM143 40V41H144ZM170 40H172V39H170ZM175 40V39H174ZM176 40V41H177ZM229 40V39H228ZM234 40L233 41H231V43H229L230 45L232 44V42H234ZM254 40V39H253ZM23 41V40H22ZM25 41V40H24ZM38 41V40H37ZM43 41H41L42 42V44H51L52 43V41L50 40V42H43ZM72 41V42H71ZM96 41H99V40H96ZM95 41V42H96ZM148 41H150V40H148ZM148 41H146V42H148ZM152 41V40H151ZM230 41V40H229ZM236 41V40H235ZM260 42H261V40H259ZM18 42V41H17ZM33 42V41H32ZM32 42H31V44H32ZM85 42H87V41H85ZM88 42H90V41H88ZM104 42V41H103ZM145 42V41H144ZM145 42V43H146ZM153 42H155L154 40H153ZM167 42H169V41H167ZM184 42V41H183ZM215 42V41H214ZM218 42V41H217ZM222 41L220 42V44H222L223 43ZM259 42V43H260ZM263 43H264V41H262ZM261 42V45H262V48H263V43ZM28 43V42H27ZM149 44H150V42H148ZM176 43V42H175ZM243 43V42H242ZM257 44V41L255 40V45L254 44H250L251 46H258V45H260V44ZM22 44H26V43H24V42H22ZM37 44H40V43H37ZM55 44V43H54ZM81 44V43H80ZM114 45H116L115 43H113ZM112 44V45H113ZM162 44V43H161ZM161 44H159L160 46H163L164 47V45H161ZM181 44V43H180ZM224 44V45H225ZM19 46L21 45V44H18ZM36 45V44H35ZM53 45V44H52ZM51 45V46H52ZM111 44H110V46H112ZM154 45V44H153ZM166 45H167V43H166ZM182 45V44H181ZM180 45V46H181ZM184 45V44H183ZM230 45H229V47L228 48H230ZM235 45H237V44H235ZM26 46V45H25ZM28 46V49H30L31 47H29L30 46V43H29V45H27ZM31 46H33L34 47V45L32 44ZM36 46H38V45H36ZM40 46V45H39ZM45 46H47L48 47V45H45ZM50 46V45H49ZM55 46V45H54ZM117 46H118V44H117ZM132 46V45H131ZM130 46V47H131ZM169 46V45H168ZM167 46V47H168ZM177 46V45H176ZM232 46H234V45H232ZM239 46V45H238ZM241 46H243V44H241L240 46H239V48L241 47ZM14 47H15V45H14ZM42 47V46H41ZM47 47H46V49H47ZM53 47V46H52ZM51 47V48H52ZM104 47V46H103ZM102 47V48H103ZM163 47H161V48H163ZM166 47V48H167ZM188 47V48H189ZM21 48V47H20ZM49 48V47H48ZM54 48V47H53ZM52 48V51L54 52V49ZM60 48H58V49H60ZM132 48H133V46H132ZM131 48V49H132ZM157 48L158 49H161V48H159L158 47V45H157ZM169 48V47H168ZM187 48V47H186ZM187 48V49H188ZM192 48H189V50L190 49H192ZM232 48H234V47H232ZM238 48V47H237ZM242 48V47H241ZM245 48H247V47H243V49H241L243 52L242 53H245L244 52V50H245ZM253 48V47H252ZM259 48H261V46H259ZM261 48V49H262ZM27 49V50H28ZM36 49V48H35ZM38 49V48H37ZM40 49V48H39ZM43 49V48H42ZM56 49V48H55ZM94 49V50H93ZM105 50H107L108 52L110 51V49L109 48H104ZM131 49H130V51H128L129 53H131V52H133V49L135 50V48H133L132 49V51H131ZM142 49H143V47H142ZM148 49V48H147ZM180 49L182 50V48L180 47ZM236 49V48H235ZM16 50H19V48L17 49L16 48ZM23 49H20V51H22ZM31 50V49H30ZM93 50V51H92ZM125 50H127L126 48H125ZM145 51H147L146 49H144ZM184 50H185V48H184ZM231 50V48L228 50L227 49V52L228 51H230ZM241 50H239L240 52H241ZM250 50V49H249ZM252 50V49H251ZM250 50V51H251ZM253 50H255V48H253ZM256 50H258V48H256ZM20 51H18L17 53H19ZM33 51H34V48H33ZM36 51V50H35ZM57 51H59V50H57ZM56 50H55V52L56 53H58ZM74 51V52H73ZM92 51V52H91ZM124 51V50H123ZM122 51V52H123ZM151 51H154V50H151L150 49V51L148 52L147 51V56H148V53H150ZM185 51H187V50H185ZM232 51V50H231ZM236 51V54H235V56L239 53L240 54V52L239 51H237V49L235 50ZM234 51V52H235ZM249 51V52H250ZM259 51V50H258ZM24 52V51H23ZM40 52V51H39ZM38 52V53H39ZM42 52V51H41ZM41 52L39 53V54H41ZM87 53H88V51H86ZM102 52V53H101ZM111 52V51H110ZM122 52H120V53H122ZM144 52V51H143ZM142 51L140 52L141 54V56L143 55L142 53H143ZM171 52L172 51H169V53L171 54ZM188 52V51H187ZM248 51H247V54L249 53ZM251 52H254V51H251ZM249 53V54H252V53ZM260 52V51H259ZM264 52V48L262 49V52H261V54ZM21 53V52H20ZM25 53H29V51L28 52H25ZM37 53V52H36ZM49 53V52H48ZM83 53V52H82ZM88 53V54H89ZM101 53V54H100ZM106 53V52H105ZM120 53H118V56H120ZM136 53H137V51H136ZM145 54H146V52H144ZM166 53V52H165ZM189 53V52H188ZM196 53V52H195ZM215 53H217V55L215 54ZM32 54H35V53H32ZM38 54V55H39ZM44 54H45V52H44ZM43 54V55H44ZM50 54V53H49ZM125 54V53H124ZM128 54V53H127ZM126 54V55H127ZM132 54V53H131ZM138 54H139V52H138ZM138 54H136L137 56H138ZM153 54H155L156 55V57L154 56V60L153 59H151L152 58V56H153ZM176 54V53H175ZM197 53H196V55H198ZM260 54V53H259ZM264 54V53H263ZM29 55H30V53H29ZM42 55V54H41ZM46 55H47V53H46ZM45 55V56H46ZM53 55V57H54V54L53 53H51V56ZM57 55V54H56ZM116 55V54H115ZM132 55H134V53L132 54ZM158 55L159 56H161L160 55V53L158 52ZM216 55V56H215ZM225 55H227V53L225 54ZM255 55V54H254ZM254 55L252 56V55H246V56H251V59H252V61H251V59H249L250 60V64H252L251 62H253V63H255V58H253L254 57ZM22 56V54L20 55V57ZM26 55H24L23 57H21L22 58V60L24 59V57H25ZM49 56V55H48ZM128 56V55H127ZM126 56V57H127ZM172 56V59H173V55H171ZM190 56V55H189ZM192 56V55H191ZM190 56V57H191ZM228 56H230L229 54H228ZM246 56H243V57H246ZM43 57V56H42ZM42 57H41V60L39 61L40 62V64L38 63V65H41L42 64ZM53 57H51L52 59H53ZM56 57V56H55ZM84 57H85V55H84ZM129 57V56H128ZM162 57V56H161ZM231 57V56H230ZM237 57H238V55H237ZM239 57H241L242 58V60H240V61H243L245 58H243L242 56H240L239 55ZM28 58V57H27ZM30 59H31V55H30V57H29ZM33 58V57H32ZM45 59L46 58H49V57H44ZM44 58H43V60H44ZM86 58V60H87V58L88 59H90L89 57H85ZM112 58V57H111ZM141 57L140 56H138L137 57V59H140ZM169 58V57H168ZM226 58H228V57H226ZM236 58V57H235ZM249 58V57H248ZM50 59V58H49ZM49 59H47L48 61H49ZM58 59V60H59ZM80 59H81V57H80ZM115 59H118V58H115ZM114 58L112 59L113 61L115 60ZM160 59H162V58H160ZM204 59V58H203ZM231 59V61H233L232 59L233 58H230ZM230 59H229V63H230ZM238 59H240V58H238ZM29 60V59H28ZM36 60V58L33 60L34 62H29L28 61V63H35L36 62V64H37V61H35ZM79 58L77 59V60H74V61H77V63L81 66V68L82 69H85V67L86 66H84L83 67V65L85 64V63H83V62H81V60H79ZM111 60V61H112ZM129 60H131V61H129ZM158 64H156L157 65V67H158V65L160 66V60H159V57H158ZM163 60V59H162ZM235 60V59H234ZM118 61V60H117ZM140 61V60H139ZM193 61V60H192ZM191 61V62H192ZM204 61H205V59H204ZM221 61V60H220ZM219 61V62H220ZM239 61V62H240ZM44 62L45 63H47V61H45L44 60ZM119 62V61H118ZM129 62H131V63H129ZM202 62H203V60H202ZM234 62V65H232V67L233 66H235V61H233ZM245 62H246V60H245ZM26 63H27V60H26ZM55 63H56V61H55ZM55 63L53 62L52 64L53 65H55ZM74 63H76V62H74ZM125 63H126V61H125ZM124 63V64H125ZM138 63V62H137ZM140 63H141V61H140ZM204 64L203 65H205L206 63L205 62H203ZM227 63H228V61H227ZM228 63V64H229ZM242 63V62H241ZM35 64V65H36ZM44 64V63H43ZM83 64V65H82ZM172 64V63H171ZM170 64V65H171ZM240 64V63H239ZM248 65H249V63H247ZM246 63H245V65L246 66H248ZM24 65V64H23ZM29 65V64H28ZM35 65H33L34 67H36ZM70 65V67L73 69H71L70 67V70L69 69H67L68 68V66ZM74 65V64H73ZM79 65H77V67L76 68H78V66ZM115 65V64H114ZM195 65V64H194ZM221 65H223V61H221L220 62V64H219V67L221 68ZM227 65V64H226ZM226 65H225V67H226ZM231 65H229L230 66V70H232L231 69ZM20 66H22V65H20ZM42 66V65H41ZM50 66H51V63H50ZM116 66V65H115ZM173 65H171V68H173L172 67ZM191 66V65H190ZM193 66V65H192ZM245 66V68H248V67H246ZM253 66V65H252ZM46 67H49V65H47ZM54 67V66H53ZM57 67V66H56ZM60 67V68H61ZM126 67V68H125ZM166 67V70H168L167 69V67L168 66H165ZM195 67H196V65H195ZM209 67V66H208ZM223 67H224V65H223ZM235 67H237V65L235 66ZM238 67H240V68H242L243 69V67L241 66V64H240V66L238 65ZM261 67V66H260ZM24 68H26L25 66H24ZM30 68V67H29ZM46 69V68H44L43 66L41 67V69ZM106 68V69H105ZM169 68V71H170V73L167 71V75H169L170 76V74H171V71H172V69L170 70V66L168 67ZM177 68H180V67H177ZM177 68H176V70H177ZM250 68V67H249ZM254 68V67H253ZM28 69V68H27ZM82 69H81V71L80 72H83L84 73V70L82 71ZM105 69V70H104ZM107 69H108V71H107ZM117 69H118V66H117ZM159 69V68H158ZM162 69V68H161ZM160 69V70H161ZM192 69H193V67H192ZM216 69H218V68H216ZM264 69V68H263ZM30 70H31V68H30ZM35 71H37L38 70V68L37 69H34ZM76 70H79V69H76ZM75 70V71H76ZM157 70V69H156ZM159 70V71H160ZM175 69L173 70L174 72H172V74L174 73L175 74V72H176V74H177V72H178V70L176 71ZM180 70H181V68H180ZM203 70H205V69H203ZM227 70H229V67L227 68ZM254 70V69H253ZM25 71H26V69H25ZM41 72H42V70H40ZM39 70L37 71V72H35L36 74L37 73H39L40 72ZM43 71H45V70H43ZM118 71V70H117ZM182 71H185V70H182ZM194 71V70H193ZM218 71V70H217ZM217 71H215V72H217ZM247 71V70H246ZM255 71V70H254ZM264 71V70H263ZM21 72V73H20ZM40 72V75L42 74V73H44V72H42L41 73ZM45 72H47V71H45ZM122 72V71H121ZM154 73H156L155 72V69H154V71H153ZM203 72H205V71H203ZM202 72V69H201V75H204L205 76V74H202L203 73ZM212 72H213V70H212ZM248 72H249V69H248ZM247 72V73H248ZM252 72V71H251ZM48 73H49V71H48ZM47 73V74H48ZM57 73H58V71H56V75H57ZM60 73V72H59ZM58 73V74H59ZM61 73H60V75H61ZM78 73H79V71H78ZM186 73V72H185ZM188 74V76L192 73L193 74V72H192V70H191V73L190 72H187ZM190 73V74H189ZM198 73V72H197ZM218 73V72H217ZM242 73V74H241ZM243 73H246V72H244L243 70H242V72H240L239 71V75L241 74V75H243ZM254 73V72H253ZM263 73V72H262ZM28 74H30V73H28ZM45 74V73H44ZM75 74V73H74ZM178 74L180 75V73L178 72ZM183 74V73H182ZM209 74V78H210V75L212 74V73H208ZM227 74H228V72L226 71V73H225V76L227 77ZM232 74V73H231ZM255 74V73H254ZM79 75H81V74H79ZM85 75H86V73H84V76H82V78L83 77H85ZM119 75V74H118ZM152 75V74H151ZM158 75V74H157ZM164 75H166L165 74V72H164ZM239 76V79L240 80H238V78H237V81H243V78H242V76ZM245 75V74H244ZM253 75V74H252ZM264 75V74H263ZM15 76H17L19 79H15ZM31 76V78L33 77V79H31V78H29ZM42 76H43V74H42ZM49 76H50V74H49ZM48 76V77H49ZM53 76V75H52ZM89 76V75H88ZM129 76V75H128ZM172 76V75H171ZM170 76V77H171ZM174 76L176 77L177 75H173L172 76V78H170V77H168V76H165V77H167L168 79H166L165 77H163L162 76V78H161V83L160 84H163V85H165L164 87L167 89V87H166V85L167 86H171L172 85V82H171V80H169V79H172V80H174L175 81V79H173L174 78ZM181 76V75H180ZM254 76V75H253ZM257 76H258V74H257ZM262 76V75H261ZM35 77H36V75H35ZM38 77V76H37ZM51 77V76H50ZM49 77V78H50ZM58 77V76H57ZM70 77H71V75H70ZM74 77H76L75 75H74ZM117 77V76H116ZM145 77V76H144ZM160 77H161V75H160ZM211 77H212V75H211ZM218 77H220V76H217V80L219 79ZM224 77V76H223ZM226 77H224L223 78V80L225 79L226 81H228L227 79H226ZM232 77V76H231ZM244 77V76H243ZM256 77V76H255ZM39 78V77H38ZM52 78H54V77H52ZM55 78H56V76H55ZM59 78V77H58ZM57 78V79H58ZM64 78V77H63ZM62 78V79H63ZM81 78V80H80V82H79V85L80 86H76L77 87V90L78 91H80V89L82 88L81 87V84H82V82H83V79ZM118 78V77H117ZM150 78H152L151 79V81L153 82H155V84H157V82L159 81L158 79H155L154 77H150ZM166 79L167 81H165V80H163V82H162V79ZM183 78V77H182ZM187 78V80H184L185 78H183V82H185V85H186V82H187V85H190L191 84V82H193V78L191 77L190 78V76L189 77H186ZM188 78H190V80L188 79ZM199 78V77H198ZM201 78V77H200ZM203 78H205V77H203ZM202 78V79H203ZM208 78V79H209ZM222 78V77H221ZM233 78V77H232ZM230 79V82H231V80H233V83H234V79ZM261 78V77H260ZM31 79V80H30ZM37 78H35V80H36ZM60 79V78H59ZM65 79H67V78H65ZM71 79H73V77H71V78H69V81H71ZM77 79V78H76ZM91 79H92V82H90L91 81ZM194 79H196V77L194 78ZM211 79V78H210ZM209 79V80H210ZM244 79H245V77H244ZM262 79V78H261ZM14 80H16V82H19V84L18 85H16L15 84V86H14ZM29 80L30 81H33V82H29ZM42 80V79H41ZM50 80H51V78H50ZM54 80V79H53ZM78 80V79H77ZM147 80V79H146ZM189 80V81H188ZM205 80V79H204ZM204 80L202 81V82H204ZM262 80H264V79H262ZM37 81H38V79H37ZM47 81H49V80H46V82ZM65 81V80H64ZM148 81V80H147ZM219 81V80H218ZM244 81H247L246 79L244 80ZM255 81V80H254ZM254 81H253V83H254ZM256 81H258V80H256ZM53 82V81H52ZM55 82V81H54ZM53 82V83H54ZM57 82H60V81H56V84L57 85H59V83H57ZM66 82V81H65ZM65 82H64V84H65ZM141 82H143V81H141ZM188 82H190V84H188ZM196 82V80L194 81V83ZM200 82H201V80H200ZM214 82V81H213ZM219 82H221V81H219ZM250 82V81H249ZM25 83L23 84V86H22V88L21 89H23L24 90V88L26 87V85H25ZM30 83V84H29ZM146 83V85H147V83L148 82H145ZM159 83V82H158ZM210 83H212V80L210 81ZM216 82H214V84H215ZM222 83L223 82H221V84H219L221 87H222ZM227 83H229V82H227ZM232 83V84H233ZM241 83H243V82H241ZM247 83V82H246ZM245 82H244V84H242L243 85V87H247L246 89H245V91H248L247 89H249L250 88V86H248V83L246 84ZM48 84V83H47ZM47 84H44L45 85V88L46 87H49ZM51 84V83H50ZM56 84H54V85H56ZM61 84H63V82H61ZM67 84H68V81H67ZM144 84V83H143ZM143 84H140L139 83V85H141L140 87H143L142 85ZM151 84V83H150ZM171 84V85H170ZM173 84H175L174 86L176 87V86H179V85H181V84H183V83H181V84H179V85H177L178 84V82H177V84H176V82H174ZM214 84H212V85H214ZM235 84V85H234ZM233 85L234 86H236V83H234ZM47 85V86H46ZM146 85L144 86V88L143 89H145V87H146ZM149 85V84H148ZM185 85H181L182 86V89H184L183 87H186ZM197 86H199L198 84H196ZM195 85V86H196ZM211 85V86H212ZM229 85H231V84H229ZM233 85H231V86H233ZM245 85H247V86H245ZM252 85H254V84H252ZM261 85V84H260ZM25 86V87H24ZM33 86V85H32ZM40 86V85H39ZM69 87H70V85H68ZM151 86V85H150ZM173 86V85H172ZM171 86V87H172ZM180 86V87H181ZM191 86V85H190ZM30 87V86H29ZM52 87V86H51ZM58 87V86H57ZM64 88L65 89V87H67V85H65L64 87L63 86H60V87H58V88H60V89H62V88ZM68 87V88H69ZM79 87H81V88H79ZM139 86L137 85L136 86V88H138ZM175 87L174 88H170L169 90H172V89H175ZM189 87V86H188ZM192 87V86H191ZM191 87H190V90H191ZM214 87L216 88V85H214ZM226 87H227V85H226ZM243 87H242V89H243ZM249 87V88H248ZM252 87V86H251ZM257 87V86H256ZM260 87H262V89L264 88V86H260ZM28 88V87H27ZM40 88H41V86H40ZM50 88V87H49ZM54 88V87H53ZM67 88V89H68ZM177 88V87H176ZM195 88H197L198 89V87H194L193 89H192V91L191 92H189V88H188V91H187V89H186V92H187V95H189L188 93H190V96H189V100L187 99V101L184 99L185 97L186 98H188L187 96H184V94L183 93H186L185 91L183 92V91H181L182 93V95L184 96V97H180L181 98V100H185L186 101V103L185 104H188V106H190L189 107V109H191V111L192 112H194V108L196 107V109L195 110H197L198 111V109H199V112H198V114H196V116L198 115H200L199 113H201V109L203 108V109H205L206 107H207V109L208 110H211L210 108H212V110H215V109H217L218 107H219V105H221V102L223 103V99H226V98H228V99H230L229 97H227L228 96V94L229 93H227V96H226V93L223 95V91H222V89L220 90L221 92H222V97H224L222 100H221V98H219L218 97V95H219V93L218 94H216L217 95V98H219L220 100H221V102H220V104L217 106V107H215L219 102H218V99L217 98H215L216 99V101L217 102H215V103H217V104H215V106H213V105H211L210 103V106L211 107H209L208 108V103L205 101V103H207V104H205V107H204V105H203V101H204V99L203 100H201L200 98H201V92H199V91H201V90H196ZM217 88H218V86H217ZM235 88H240V87H235ZM30 89H31V87H30ZM47 89V88H46ZM56 89V88H55ZM63 89V90H64ZM96 89H98V88H96ZM140 90L142 89V88H139ZM164 89V88H163ZM184 89V90H185ZM200 89H202V87L200 88ZM203 89H205V88H203ZM231 89V88H230ZM260 89V88H259ZM31 90H33L34 91V89H31ZM146 90V89H145ZM144 90V91H145ZM194 90V91H193ZM211 90V89H210ZM216 91L218 90V89H215ZM232 90V89H231ZM251 90V89H250ZM261 90V89H260ZM26 91H27V95H29V96H27V95H25L26 94ZM30 91V90H29ZM49 91V90H48ZM52 91V90H51ZM58 91V90H57ZM72 91H73V89H72ZM75 91V90H74ZM74 91L72 92V93H70V94H72V95H74L75 93V95H76V97H75V99L77 98V91H75V93H74ZM84 91V90H83ZM81 92V94H83L84 92ZM106 91V92H105ZM129 91H130V93H129ZM133 91V90H132ZM134 91H136V90H134ZM143 91V90H142ZM142 91H140L141 93H142ZM143 91V92H144ZM196 91H198L199 92V95L196 93ZM203 91V90H202ZM213 91V90H212ZM225 91H228V87L226 88V89H224V92ZM54 92H56V91H54ZM95 92H97V90H95ZM172 91H170V93H171ZM192 92H195L199 97H197L196 98V101H194V99H195V97H196V95L194 94L193 95V93ZM214 92V91H213ZM231 92H233V91H231ZM230 92V93H231ZM236 92V91H235ZM261 92V91H260ZM101 93V92H100ZM137 93V92H136ZM140 93V94H141ZM151 93H153V92H151ZM206 93V92H205ZM215 93V92H214ZM214 93H213V95H214ZM237 93H239L238 92V90H237ZM248 93V92H247ZM249 93H250V91H249ZM254 93H255V91H254ZM48 94V93H47ZM70 94H67L68 96L70 95ZM139 94V95H140ZM143 95H144V93H142ZM167 94L169 95V92H168V89H167V93H166V97H167ZM180 94V95H181ZM209 94V93H208ZM256 94V93H255ZM33 95V96H32ZM84 95V94H83ZM99 95V94H98ZM137 95H138V93H137ZM142 95V96H143ZM160 95H162V94H160ZM163 95H164V98H165V93H163ZM162 95V96H163ZM171 96H168L169 97V99H170V97H172V93L170 94ZM186 95V94H185ZM203 96H202V98H205V96H204V94H202ZM210 95H212V94H210ZM231 95H233V93L231 94ZM244 95H246V94H244ZM254 95V94H253ZM261 95H263V91H262V93H261ZM25 96V97H24ZM31 96V97H30ZM67 96V97H68ZM173 96H176V97H174V98H177V94L176 95H174L173 94ZM208 96V95H207ZM206 96V97H207ZM221 96V95H220ZM235 97H237L238 95L237 94H235L234 95ZM60 97H62L63 99V101H64V103L63 102H61V99L59 100V98ZM79 97V96H78ZM100 97V98H99ZM141 97V96H140ZM167 97V98H168ZM179 97V96H178ZM226 97V98H225ZM242 97H245V96H242ZM248 97V96H247ZM65 98V99H64ZM105 99L104 101H102V100H100V99ZM158 98V99H157ZM173 98V97H172ZM191 98H192V100H191ZM213 98H214V96H213ZM212 98V99H213ZM233 98V97H232ZM232 98H231V102H232ZM252 98L253 97H251V99H249L250 101H252ZM257 99H258V96L256 97ZM263 98H264V95H263ZM23 99L25 100L26 99V101H23ZM35 99H36V97H35ZM154 99H156V100H154ZM215 99H213L212 100V102L215 100ZM237 99H238V97H237ZM243 99H245V98H243ZM37 100V102H38V100L39 99H36ZM68 100V99H67ZM171 100V99H170ZM200 100L201 101V103H199L198 101ZM206 100V99H205ZM219 100V101H220ZM234 100H235V98H234ZM249 100H247L246 99V102H248L249 103ZM262 100H264V99H262ZM261 100V101H262ZM157 101H159L160 103H158ZM175 101V100H174ZM176 101H179V100H177L176 99ZM184 101V102H185ZM188 101H191V102H188ZM208 101V100H207ZM228 101H230V100H228ZM255 101H257L256 99H255ZM31 102V103H30ZM36 102V101H35ZM74 102V103H73ZM76 102V103H75ZM166 102V101H165ZM164 102V103H165ZM208 102H211V101H208ZM230 102V103H231ZM238 102H240L239 100H238ZM241 102H243V100H241ZM240 102V103H241ZM39 103V102H38ZM179 103V102H178ZM182 103V102H181ZM226 103H227V100H226ZM235 103H236V100H235ZM262 103V102H261ZM32 104V105H33ZM40 104V103H39ZM39 104H37V106L39 105ZM199 104H202L203 105V107H201V109L198 107L199 106ZM234 104V103H233ZM238 104V103H237ZM237 104H235L234 105V107H236L237 106ZM249 104H251V103H249ZM133 106L134 107V110H132L133 111V113L132 114H130V115H127V114H121V112L118 110V109H116L117 107L116 106ZM191 105H193L192 107H191ZM207 105V106H206ZM223 105H225V104H223ZM232 105V104H231ZM242 105V104H241ZM261 105V104H260ZM44 106V105H43ZM42 106V107H43ZM180 105H178V107H179ZM182 106V105H181ZM187 106V107H188ZM256 106H258V104L257 105H255L254 107L256 108ZM263 105H261V107H262ZM26 107H29L30 109H32V110H28V109H25ZM32 107V108H31ZM90 107H92V109L90 108ZM93 107H97V108H93ZM112 107H116L115 109H109V108H112ZM163 108L164 110H160L161 108ZM177 107V108H178ZM186 107V106H185ZM213 107H215V108H213ZM229 107V106H228ZM245 107H248L247 109L249 110L250 108H249V106H245ZM80 108H84V109H80ZM129 108V107H128ZM159 108V109H158ZM174 108V107H173ZM192 108H193V110H192ZM238 108H239V106H238ZM242 108H244L243 107V105H242ZM263 108V107H262ZM131 109V108H130ZM129 109V110H130ZM189 109H185L187 112H186V114H188L190 111H189ZM204 110V111H207V112H209L208 110ZM128 110V109H127ZM174 110H176V109H174ZM185 110L183 111L184 113H185ZM253 110V109H252ZM261 110V109H260ZM36 111V110H35ZM203 111V110H202ZM235 111H237V109H235ZM243 111H245V109H243ZM255 111V110H254ZM41 112H43V111H41ZM170 112H171V114H170ZM263 112H264V110H263ZM263 112H261V113H263ZM44 113V112H43ZM205 113V112H204ZM203 113V114H204ZM250 113H253L252 111H250ZM260 113V112H259ZM190 114V113H189ZM202 114V113H201ZM205 114H207V113H205ZM204 114V115H205ZM264 114V113H263ZM183 115V114H182ZM182 115H180V116H182ZM194 114H192V116H193ZM246 115H247V113H246ZM246 115H244V117L246 116ZM252 115V114H251ZM254 115H256L255 113L249 118V119H251ZM259 115V114H258ZM261 116H262V114H260ZM175 116V115H174ZM196 116H193L191 119L192 120H190L189 118L187 119L188 120V122L190 123H186V121H185V123L188 125V127H190L191 128V126L193 127V124L194 125H196L195 123H191V121H194V117H195V120L197 119V118H199V117H197L196 118ZM202 116V115H201ZM259 117V119L260 118H262V117ZM212 117H216V116H212ZM236 117V116H235ZM185 118V119H184ZM202 118H205V116L204 117H202ZM228 118V117H227ZM253 118H255V117H253ZM200 119V118H199ZM210 119V118H209ZM212 119H214L215 121L214 122H216L217 123V127H216V125H214V124H216V123H214V122H210V125H213V127L212 126H210L209 127V125L207 124V123H209V122H205L204 121V124L206 123L207 125V127H209V131L208 132H210V133H212V132H214V130H215V133H212V134H214V137L212 136V137H210V138H212L211 140H213V138H215L213 141H211L210 140V144L211 145H209L208 144V146H207V137H206V144H200V147H199V143H196L195 144V146H198L199 147V149H197L198 151L197 152H200L201 153V155H206V157H208V155H210V154H212L213 153V151L215 150H217L218 148V145H219V147H220V145L221 144H218L219 142L218 141H220V140H218V138L219 137H221V143H224V139L223 138H225V140H226V136L228 135V138L227 139H229L230 140V142L232 141V139L234 138H232V135L230 134V133H233V132H230V128H226L227 126H226V124L227 123H230L229 125H228V127H231L232 126V124H234V122H232L233 120H227V121H230V122H226L225 124L224 123H221L222 121H216V120H219L220 119V117H218V119H217V117H216V119L215 118H212ZM176 120V121H177ZM207 120V119H206ZM211 120V119H210ZM237 120V122H238V119H236ZM255 120V119H254ZM254 120L252 119V121L254 122ZM197 121V120H196ZM211 121H213V120H211ZM261 122H259L260 124L261 123H263L262 122V119L260 120ZM197 122H199V121H197ZM201 122V121H200ZM232 122V123H231ZM247 122H248V120H247ZM212 123V124H211ZM218 123H220L221 125H222V127H224V125H225V129L224 128H222V130H221V127H220V125H218ZM256 126H257V130H258V128H259V123L257 122V120H256ZM177 124H179V125H181L180 124V121H179V123H177ZM184 124V123H183ZM202 124V123H201ZM201 124H198L197 123V125H198V127H199V125H201ZM238 124V123H237ZM186 125V126H187ZM196 125V126H197ZM247 125V124H246ZM202 126H204V125H202ZM249 126H251V125H249ZM255 126V127H256ZM261 126H264L263 124L261 125ZM180 127V126H179ZM179 127H178V129L177 130H179ZM188 127L186 128L185 127V124H184V126L183 127H181L180 129L181 130H185V128L186 129H188ZM212 127V128H211ZM240 127V126H239ZM254 127V128H255ZM189 128V129H190ZM211 128V129H210ZM213 128H216V129H213ZM232 128V127H231ZM243 128H245V127H242L241 129H243ZM247 128H249L248 126H247ZM245 129V130H248V132L251 134L252 132L250 131V129L253 131V129L252 128H250V129ZM260 128H262V127H260ZM188 129V130H189ZM199 129V128H198ZM202 129V128H201ZM200 129V130H201ZM223 129H224V131L226 132L227 131V129H228V131H227V134L225 133V135H224V131H223ZM233 129V128H232ZM232 129H231V131H232ZM238 129V128H237ZM240 129V130H241ZM192 130V131H191ZM191 130H189V135L190 134H192L191 132H193V134L192 135H195V133H196V131H197V128L196 127H193ZM196 130V131H195ZM216 130H219V131H223L222 133H220L219 132V134L220 135H223V138H222V136H220V135H218V131H216ZM257 130H256V132H257ZM263 130V129H262ZM186 131V130H185ZM184 131V132H185ZM205 131V130H204ZM188 132V131H187ZM187 132H185V134L184 135H186V133ZM229 132V133H228ZM240 132V131H239ZM242 132V131H241ZM247 132V133H248ZM253 132H255V130L253 131ZM258 132H260L259 130H258ZM262 132V131H261ZM181 133H182V131H181ZM203 133H207V132H203ZM244 133H246V131L244 132ZM243 133V135H245ZM17 134L19 135H21V138H23V137H25V139H26V137H28V138H30L32 141V143L30 142L29 143V145L31 144V146L34 148V150H32V151H29L28 150V147H27V145L25 144V143H23L24 142V138L23 139H21V141L23 140V142H18V141H16L15 140V137H17ZM175 134V133H174ZM183 134V133H182ZM188 134V133H187ZM177 135V134H176ZM189 135H186L187 137L189 136ZM192 135H190V137L192 136ZM201 135V134H200ZM200 135H199V137L198 138H200ZM202 135H204V134H202ZM208 135H210V134H208ZM234 135V134H233ZM256 135L257 136H259L258 135V133H256ZM261 135H263L262 133H261ZM185 136V137H186ZM196 136H198V135H196ZM231 136V137H230ZM236 136V135H235ZM246 136V135H245ZM244 136V138L246 139V137L248 136H246L245 137ZM250 136H252V135H250ZM253 136H255V135H253ZM253 136L252 137H250V139L251 138H253ZM264 136V135H263ZM262 136V137H263ZM180 137H181V135H180ZM186 137V138H187ZM193 137V136H192ZM259 137H261V136H259ZM261 137V138H262ZM19 138V137H18ZM27 138V139H28ZM230 138H232V139H230ZM181 139H184V138H181ZM193 139V138H192ZM195 139H197L196 137H195ZM201 139H202V137H201ZM204 139H205V137H204ZM204 139H202L203 141H204ZM234 139H236V138H234ZM257 139V138H256ZM256 139H255V141H256ZM263 139V138H262ZM177 140V139H176ZM180 140V139H179ZM191 140V139H190ZM202 140L200 141V140H198L199 142H202ZM215 140H217V141H215ZM229 140L228 141H225V143L226 142H229ZM247 140H249V137L247 138ZM253 140V139H252ZM251 140V141H252ZM28 141V140H27ZM185 141V140H184ZM187 141H189V139H187ZM193 141H194V139H193ZM235 140H233V142H234ZM246 141V140H245ZM250 141V142H251ZM257 141L258 142H260L258 139H257ZM256 141V142H257ZM261 141H264V140H261ZM29 142V141H28ZM194 142H196V140L194 141ZM236 143H237V140L235 141ZM247 142H249V141H247ZM246 142V143H247ZM254 142V141H253ZM252 142V143H253ZM256 142H254L255 144H256ZM175 143H178V142H175ZM186 143V142H185ZM205 143V142H204ZM209 143V142H208ZM252 143H250V145L252 144ZM261 144H262V142H260ZM187 144V143H186ZM235 144V143H234ZM239 144V143H238ZM237 144V145H238ZM258 144V143H257ZM261 144H260V146H261ZM177 145H179V144H177ZM176 145V146H177ZM227 145V144H226ZM228 145H229V143H228ZM249 145V146H250ZM210 146V147H209ZM222 146H223V144H222ZM221 146V147H222ZM224 146H225V144H224ZM240 146V145H239ZM248 146V147H249ZM252 146V147H251ZM250 147L251 148H253L254 150V152H255V147H253V145H251ZM179 147V146H178ZM197 147V148H198ZM206 147H207V150H206ZM216 148V149H213V151H212V149L210 150V148ZM238 147V146H237ZM249 147V150L251 149ZM257 148H258V145L256 146ZM262 148H263V146H261ZM196 148V147H195ZM222 148H224V147H222ZM221 148V149H222ZM227 148V147H226ZM225 148V149H226ZM224 149V150H225ZM239 149V148H238ZM260 149V148H259ZM258 149V150H259ZM31 150V149H30ZM210 150V151H209ZM252 150V149H251ZM258 150H257V152H258ZM215 151H214V153H215ZM222 151V150H221ZM264 151V150H263ZM262 150H261V152H263ZM251 152V151H250ZM260 152V151H259ZM219 154V155H217L216 157H218V156H220V155H228L227 153H224V152H219L218 150L216 151V153L215 154H213V157H214V155H216V154ZM199 154V153H198ZM197 154V155H198ZM257 154V153H256ZM255 154V155H256ZM195 155V154H194ZM229 155H231V154H229ZM251 155H252V153H251ZM261 155V154H260ZM235 156V155H234ZM198 157H200L199 155H198ZM212 157V158H213ZM255 157V156H254ZM94 158H97V161L95 162V159ZM135 158H137V160H141V158H144L147 162H146V164H144V165H142L143 166V170L141 169H139L140 167H142L140 164V166L138 167V169L140 170H138V172H137V174L135 173V175H132V174H129L128 172H130L132 169H134L133 167H132V169L130 170V171H128L127 169L128 168H124L123 167V164H121V161H122V159L124 160V161H126V164H128L129 166L128 167H130V165L132 166V162L133 161H131V160H134ZM139 158V159H138ZM215 158V157H214ZM221 158V157H220ZM257 158V157H256ZM22 160V161H23ZM136 160V159H135ZM135 160H134V162H135ZM136 160V161H137ZM144 160V161H145ZM143 161V162H144ZM19 162V163H18ZM133 162V163H134ZM22 166L25 168V164L22 162ZM74 164H77V166H78V169H77V171H75L74 170V167H73V165ZM135 164V163H134ZM137 164V163H136ZM135 164V166L137 167V165ZM28 165H29V162H28ZM31 165V164H30ZM125 165V164H124ZM134 166V165H133ZM240 166V168H241V165H238V167ZM22 167V168H23ZM28 167V168H27ZM31 167H33V165H31ZM42 167V166H41ZM33 168H36V167H33ZM33 168H30L31 170L33 169ZM131 168V167H130ZM163 168L164 167H162L161 169L163 170ZM240 168H239V170H240ZM38 169V168H37ZM161 169H160V171H161ZM165 169V168H164ZM173 169V168H172ZM19 171H20V173H19ZM34 171H36V170H34ZM132 171H134V170H132ZM135 171H137V169L135 170ZM164 171H167V176H168V174H169V176H170V173L171 174H173V172H174V169H173V171L172 172H168L169 170L168 169H166V170H164ZM177 170H175V172H176ZM30 172V174L32 173V171H29ZM38 173H39V171H37ZM159 172V171H158ZM240 172V171H239ZM132 173V172H131ZM166 173V172H165ZM176 173H178V171L176 172ZM175 173V175H177V177H179L180 176V174L178 173V174H176ZM243 173V172H242ZM22 174V175H21ZM43 174V177H44V173H42ZM42 174H41V176H42ZM28 175V174H27ZM95 175H96V178H95ZM179 175V176H178ZM242 175H244V174H241V176ZM136 176V177H135ZM173 176H174V174H173ZM172 176V177H173ZM185 176V175H184ZM24 177H26V175H24ZM29 177V176H28ZM145 177V178H144ZM175 177V176H174ZM173 177V178H174ZM243 177V176H242ZM145 179V180H144ZM147 179V180H146ZM242 179V178H241ZM24 180V179H23ZM36 180L38 181V178H36ZM35 179L33 180V183H34V181H36ZM143 180V181H142ZM174 180H179V179H175L174 178ZM239 180V179H238ZM25 181H26V178H25ZM26 182H28V181H26ZM95 182H96V184H95ZM176 182V181H175ZM178 182V181H177ZM177 182H176V184L174 183V181L172 182L173 184H174V186H176L177 185ZM37 183V182H36ZM171 183V184H172ZM240 183H241V181H240ZM23 184V183H22ZM95 184V185H94ZM133 185L134 187L133 188H131V189H128V187H129V185ZM180 182L178 183V185L176 186L177 188H178V186L180 187ZM242 184V183H241ZM184 185V184H183ZM19 186V187H18ZM24 186H26V184L24 185ZM34 186H35V183H34ZM34 186H33V188H34ZM37 186V185H36ZM135 186H138V189L135 187ZM28 187V186H27ZM30 187V186H29ZM97 187V188H96ZM156 187V186H155ZM182 187V186H181ZM37 188V187H36ZM94 188H96V189H98L97 190V197L98 198H96V200H97V202L95 203V205H96V208H97V206H98V217L95 219V220H97V221H94V210L96 211V208H94L95 207V205H94V192H95V190H94ZM174 188V187H173ZM23 189H25V187H23ZM22 189V190H23ZM28 189V188H27ZM27 189H25L26 190V192H27ZM46 189V190H47ZM176 189V188H175ZM22 190L18 193V194H20V195H18L19 197L18 198H20V199H18L17 198V202L18 203H20V202H22L23 200V198L24 197H21V194H22ZM24 190V191H25ZM32 190V189H31ZM174 190V189H173ZM177 190V189H176ZM181 190L182 189H180V190H177V194H180V196L181 195H184L182 192H181ZM17 191H16V193H17ZM31 192H33V191H31ZM50 192H47L48 193V195H47V197L49 196V193ZM174 192V191H173ZM11 193V192H10ZM15 193V194H16ZM82 193H88V196H87V198H85L86 196H83L82 195ZM175 194H176V191L174 192ZM244 193V192H243ZM26 194H28V193H26ZM33 194V193H32ZM156 194H157V192H156ZM246 194V193H245ZM16 195V196H17ZM23 196H25L24 195V193L22 194ZM159 195V194H158ZM244 195V194H243ZM263 195V197H264V193L262 194ZM262 195H260L259 197H260V199H257V196H255L254 197V199H255V202L257 201V205L259 204L258 202L259 201H261L260 202V204L261 203H263V201L264 200H262L261 198H262ZM10 196V199L14 196V198H15V195H9ZM12 196V197H11ZM27 196V195H26ZM112 196V197H111ZM160 196V195H159ZM158 196V199L160 200V198L161 197H159ZM245 196V195H244ZM155 197V198H154ZM5 198H6V196H5ZM7 198H8V196H7ZM6 198V199H7ZM14 198H12L11 200L9 199H7L8 200V202L9 201H12ZM22 198V199H21ZM27 200L26 199H24V202H25V200H26V203H28L30 200H29V198H30V195H29V197L27 196ZM241 198H242V196H241ZM246 198V197H245ZM1 199V198H0ZM158 199H156V202H157V200ZM237 200L239 199V198H236ZM3 200H5V199H3L2 198V201ZM15 200V201H14ZM12 202H16V199H14ZM21 200V201H20ZM29 200V201H28ZM48 200H49V197H48ZM123 200H125L126 201V203H128L126 206L129 208V210H128V208H126L125 207V205H124V207L122 208V209H125V210H123L122 211V209H121V212H119V210H120V208L118 207V201L119 202H122ZM127 200H128V202H127ZM129 200L130 201H132V203L131 202H129ZM158 200V201H159ZM161 200H162V198H161ZM160 200V201H161ZM236 200V201H237ZM43 201H44V199H43ZM159 201V203H161V202H163V200L160 202ZM249 200H247L246 199V202H248ZM12 202H10V204L12 203ZM48 202V201H47ZM46 202V204H49L50 202H48L47 203ZM156 202H155V204H156ZM165 202V201H164ZM180 202V201H179ZM240 202H241V200H240ZM240 202H238V203H240ZM254 202V203H255ZM0 203H2L1 201H0ZM3 203H4V201H3ZM5 203H6V205H5V207H8L7 206V202H6V200H5ZM4 203V204H5ZM26 203H22L21 204V206L23 207V205H25ZM39 203H40V201H39ZM38 203V207H39V209L42 207L40 204ZM97 203H98V205H97ZM124 203V202H123ZM133 205H131V204ZM134 203V204H133ZM158 203V202H157ZM158 203V204H159ZM28 204H31V203H28ZM28 204H26V206H25V208H26V210H27V208L30 210V212H32L31 211V206H33V204H31V206H30V208L29 207H27V205ZM157 204V205H158ZM163 204H165V203H163ZM249 204V203H248ZM255 204V205H256ZM259 204V205H260ZM3 205V204H2ZM16 205V204H15ZM42 205H43V203H42ZM129 205H131V209H130V206ZM160 205V204H159ZM178 205V204H177ZM37 206V205H36ZM35 206V207H36ZM41 206V207H40ZM47 206V205H46ZM45 206V207H46ZM183 206H184V204H183ZM261 206H263V205H261ZM261 206H259L260 208H261ZM1 207V206H0ZM10 207V206H9ZM12 207H13V204H12ZM38 207H36L37 208V210H38ZM161 207V206H160ZM178 207V206H177ZM259 207H257V208H259ZM264 207V206H263ZM11 208V207H10ZM25 208H24V210H25ZM44 208V207H43ZM142 208V210H140ZM162 208V207H161ZM260 208H259V210H260ZM14 211H13V210ZM11 209V211H10V209L8 208V213L9 212H13V215H15L16 213H14V212H16L15 211V206H14V208H12ZM18 209V208H17ZM16 209V210H17ZM34 209V206H33V208H32V210ZM47 209H48V207H47ZM46 209V210H47ZM55 209V210H54ZM264 208H262L261 210H260V212L261 213H263L264 212V210H263ZM1 210H2V208H1ZM1 210H0V215H2V213H3V216H5L6 217V215H10L11 213H9V214H6V213H4V212H2L1 213ZM5 210V209H4ZM25 210V211H26ZM29 210H27V213H29L28 211ZM35 210V209H34ZM35 210V212H37L36 214H38V213H40V211L42 210ZM3 211V210H2ZM44 211V210H43ZM42 211V212H43ZM86 212L88 213V216L86 215ZM225 213V212H224ZM41 214V213H40ZM45 214V213H44ZM18 215V214H17ZM34 215V214H33ZM52 215V216H51ZM96 215V214H95ZM3 216H0V217H2V218H5V217H3ZM8 216L6 217L7 218V220L8 221H10V220H12V219H10V216H9V219H8ZM28 216H29V214H28ZM32 216V215H31ZM41 216V215H40ZM39 216V218H41ZM126 216V215H125ZM261 216V215H260ZM263 216V215H262ZM44 217V216H43ZM120 217H121V215H120ZM124 217V216H123ZM157 217H159V216H157ZM259 217V216H258ZM11 218H14V217H12L11 216ZM18 218V217H17ZM37 216H36V219L35 220H37ZM50 218V219H49ZM63 218H66V221L65 220H63V221H61L60 222V220L61 219H63ZM242 218V217H241ZM262 218V217H261ZM260 218V220H261V223H263L264 221V218H263V220ZM1 219V218H0ZM16 219V218H15ZM33 219V218H32ZM42 219V218H41ZM124 219H125V217H124ZM247 219V218H246ZM257 219V218H256ZM6 220V219H5ZM17 220V219H16ZM15 220V221H16ZM21 220V219H20ZM119 220H120V218H119ZM122 220V219H121ZM127 220H124L123 222L125 223V221H126V224H127ZM18 221V220H17ZM156 221H157V219H156ZM11 222V221H10ZM14 221H12V223H13ZM21 222V221H20ZM19 222V223H20ZM26 222V221H25ZM40 223H41V221H39ZM38 221H37V223L36 222H34V223H36L37 225H38V223H39ZM254 222H256L257 223V221H255L254 220ZM260 222V221H259ZM258 222V223H259ZM0 223H4V220H3V222L2 221H0ZM9 223V222H8ZM16 223H18V222H16ZM22 223V226H23V222H21ZM115 223H117V222H115ZM124 223L123 224H119L120 226H123L124 225ZM154 223V222H153ZM158 223V222H157ZM173 223H175V222H173ZM223 223V222H222ZM239 223V225H240V222H238ZM5 224V225H4ZM4 224H0V229L2 230V232L4 231V229H6V228H4V229H2L4 226L6 227L7 226V224H6V222L4 223ZM14 224V223H13ZM42 225H43V223H41ZM110 224V223H109ZM131 224V223H130ZM159 224V223H158ZM225 224H227V222L225 223ZM243 224H246V223H244L243 222ZM242 224V225H243ZM248 224V223H247ZM18 225H20V224H18ZM36 225V226H37ZM95 225H97V224H95ZM107 225H108V223H107ZM116 225V224H115ZM115 225L113 226V228L115 227ZM118 225V224H117ZM118 225V226H119ZM143 225V224H142ZM148 225V224H147ZM147 225H144V227L145 226H147ZM149 225H151V224H149ZM153 225V224H152ZM151 225V226H152ZM161 225V224H160ZM168 225H170V224H167V226ZM174 225V224H173ZM262 226L264 225V223L263 224H261ZM21 226V225H20ZM21 226V227H22ZM31 226L33 227V225L31 224ZM38 226H41L40 224L38 225ZM154 226V225H153ZM152 226V227H153ZM158 226V225H157ZM165 227V228H169V227ZM220 226V225H219ZM245 227H247V225H244ZM259 226H260V224H259ZM10 227H11V225H10ZM24 227V226H23ZM22 227V228H23ZM26 227H28V225H26L25 224V228ZM42 227H44V226H42ZM124 227V226H123ZM160 227H162V226H160ZM172 227V226H171ZM170 227V230H171V232H176L177 231V226L175 227V225H174V228H176V230H172V229H174L173 227L171 228ZM224 227V229L226 228L225 226H223ZM241 227H243V226H241ZM255 227V226H254ZM261 227V226H260ZM11 228H13V227H11ZM16 228V227H15ZM34 228V227H33ZM49 228V227H48ZM53 228V227H52ZM51 228V229H52ZM107 228V227H106ZM113 228L112 229H109L110 230V233H111V231L113 230ZM127 228V227H126ZM146 228V227H145ZM151 228V227H150ZM155 228H156V226H155ZM158 228H159V226H158ZM158 228H156L157 230H158ZM165 228L163 227V229L162 230H165ZM259 227L257 226V233H259V231L262 229V228H260V229H258ZM18 230L20 229V227H18L17 228ZM121 229H122V227H120V228H118V227H116V229L115 230H117L116 232H114L115 233V236L117 237V239H118V241H120V240H122V237L123 236H125V237H127L125 234L126 233H124L123 232V230H122V232H121ZM132 229V228H131ZM147 229V228H146ZM159 229H161V228H159ZM227 229V228H226ZM247 229V228H246ZM254 229V228H253ZM16 230V229H15ZM48 230V233L47 234H49L50 232H53V231H49V229H45V231H47ZM57 230H58V228H57ZM108 230V229H107ZM125 230V229H124ZM143 230H145V229H143ZM151 230V229H150ZM150 230H149V237H157V231L156 230H154L155 232H153V230H152V232L150 233ZM161 230V231H162ZM223 230V229H222ZM240 230H242L241 228H239V231ZM255 230V229H254ZM254 230H252V232L254 231ZM263 230V231H262ZM260 232H263L264 233V228L262 229ZM22 231H23V229H22ZM32 231H34V230H28V232H29V234L31 233ZM45 231H43V234H42V238H43V236H46V235H44V234H46L45 233ZM56 231V230H55ZM105 231V230H104ZM132 231H133V229H132ZM131 231V232H132ZM224 231V230H223ZM223 231H221V232H223ZM238 231V232H239ZM2 232H0V233H2ZM18 232V231H17ZM28 232H26V236L25 235H23V236H25V238L24 239H26V237H27V235L29 236V234H28ZM38 232V231H37ZM99 232L100 233H102V229H99ZM120 232V233H119ZM127 232V231H126ZM136 232V231H135ZM164 232H169V230H167V231H164ZM180 232V231H179ZM214 232V231H213ZM217 232V231H216ZM250 232V231H249ZM255 232V231H254ZM4 233V232H3ZM0 234V236H1V238L3 237V240L6 238L5 236H6V230H5V234ZM38 233H40V232H38ZM55 232H53V234H54ZM57 233V234H58ZM95 233L97 234L98 233V229H96V231H95ZM109 232L107 233V235L108 234H110ZM132 233H134V232H132ZM146 235L148 234L147 233V230H146ZM24 234V233H23ZM41 234H39V235H41ZM51 234V233H50ZM99 234V233H98ZM130 234V233H129ZM140 234V233H139ZM156 234V235H155ZM161 234V233H160ZM241 234H242V231H241ZM240 234V235H241ZM248 234V233H247ZM253 234V233H252ZM251 234V235H252ZM256 234V233H255ZM5 235V236H4ZM20 235V234H19ZM38 235V234H37ZM69 235H72L73 237H72V239L74 240L75 239V243H73V242H70L68 239H65L66 237H68ZM102 235V234H101ZM107 235L104 237V239H101V240H99L98 241V244L96 245V246H98L99 247V249L97 250L98 251V255H99V258H98V261L95 263V264H116L117 263V261H118V259H121L122 260V257H126V256H129L130 254H128V253H133V252H130V251H128L127 250V246H129L128 244H125V245H127V246H125L123 243L122 244H120V242H119V244L117 243V244H115L116 242H118V241H116L115 243H113V244H111L110 243V241H111V239L109 238V237H107ZM112 235H113V233H112ZM112 235L110 236V237H112ZM136 235V233H134V235H130L131 237L133 236H135ZM170 235V234H169ZM179 234H177V232H176V239H178L177 238V236H178ZM181 235V234H180ZM179 235V236H180ZM240 235H239V238H240ZM260 235H262V238H264V234H260L259 233V236ZM32 236V235H31ZM50 236V235H49ZM96 236V235H95ZM109 236V235H108ZM148 236V235H147ZM146 236V237H147ZM163 236V235H162ZM164 236H166V235H164ZM173 236V235H172ZM171 236V237H172ZM175 236V235H174ZM174 236H173V239H174ZM13 237V236H12ZM35 237V236H34ZM38 237L39 236H37V239L36 238H34L33 240H35L36 239V241L38 240ZM71 237V236H70ZM132 237V238H133ZM137 237V236H136ZM168 237V234H167V236H166V238ZM219 237H220V235H219ZM241 237H243V235H241ZM254 237V236H253ZM252 237V238H253ZM8 238V237H7ZM21 238V240H22V237H20ZM19 238V239H20ZM29 239H30V237H28ZM113 238H115V237H113ZM112 238V239H113ZM131 238V239H132ZM158 238H160L161 239V235H158ZM169 238V237H168ZM180 238H182V237H180ZM251 238V239H252ZM256 238H257V235H256ZM255 237H254V243H255V245L256 244H259V243H256L255 242V239H256ZM260 238H261V236H260ZM260 238H259V240H260ZM10 239V241H11V239L12 238H8V240ZM23 239V240H24ZM28 239V240H29ZM40 239H41V237H40ZM72 239H71V241H72ZM126 239V238H125ZM150 239H152V238H150ZM216 239V238H215ZM258 239V238H257ZM256 239V240H257ZM7 239L5 240V242H3V241H1V242H3V243H6L7 244V241H8ZM50 240V239H49ZM68 240V241H67ZM133 240H134V238H133ZM154 240V239H153ZM164 240H166V239H164ZM170 240H171V238H170ZM181 240V239H180ZM179 239L177 240L178 242L180 241ZM183 240L184 239H182L180 242L182 243L183 242ZM205 240V239H204ZM207 240V239H206ZM205 240V241H206ZM210 240H214V238L213 239H210ZM210 240H208L209 241V244L212 246V244L210 243ZM224 240V239H223ZM253 240V239H252ZM10 241H8V243L10 242ZM36 241H34L35 243H36ZM56 241V240H55ZM55 241H53V242H55ZM155 241H157V239L155 240ZM154 241V242H155ZM172 241V240H171ZM186 241V240H185ZM185 241H184V243H185ZM208 241H206V243L208 242ZM218 242V244H217V242ZM220 241H222V240H220ZM219 239L218 240H215V241H213V242H215L214 243V245H217V247H219L220 248V251H222V249L221 248H223L221 245H222V242L220 243V245H219ZM225 241V240H224ZM243 241V240H242ZM242 241H240L241 243H242ZM258 241V240H257ZM264 241V240H263ZM0 242V243H1ZM15 242H17L16 240H15ZM23 242V241H22ZM53 242L51 243V244H53ZM164 242H167V241H164ZM212 242V243H213ZM239 242V243H240ZM258 242H260V241H258ZM3 243H1L0 244V246L3 244ZM11 243H13V241H11ZM41 243V242H40ZM128 243V242H127ZM153 243V242H152ZM151 243V244H152ZM174 243H175V241H174ZM177 243V242H176ZM187 243V242H186ZM244 243V242H243ZM262 243V241L260 242V244ZM264 243V242H263ZM6 244H3L2 246H1V248L5 245V249H7L8 251H9V253H10V248H6V246H8L9 247V245H6ZM14 244V243H13ZM13 244H12V246H13ZM20 244H21V242H20ZM48 244H50V242L48 243ZM71 244H75L76 246H74V248H73V245L71 246ZM153 244H155V243H153ZM161 245H164V244H162V241H161V243H160ZM17 245V244H16ZM37 245V244H36ZM124 245V246H123ZM167 245V244H166ZM168 245H169V243H168ZM177 245V244H176ZM181 245V246H180ZM213 245V246H214ZM219 245V246H218ZM253 246V245H251V247L253 246V247H255V248H257V247H259L258 245H256V246ZM158 246V245H157ZM157 246H155V247H157ZM165 246V245H164ZM175 246V245H174ZM185 246V244H183V246H182V244H179V249L180 250H182L181 248H183ZM237 246L239 247V244H237ZM237 246H235V247H237ZM262 248H264V244H261L260 245ZM154 247V248H155ZM181 247V248H180ZM205 247H209V245L208 246H205ZM216 247V249L217 250H215V252L216 251H218V248ZM226 248H228L227 246H225ZM242 247V246H241ZM252 247V248H253ZM30 248V247H29ZM38 248H40V247H37L36 249L38 250V252L37 253H39L40 251V249H38ZM149 248V247H148ZM147 247L145 248V251H142V253L143 252H146V249H148ZM154 248H151L150 247V250L151 249H154ZM185 248V247H184ZM244 248V247H243ZM248 248V247H247ZM246 248V249H247ZM4 248H2V249H0V251H1V253L2 254H0L1 255V257H2V255L4 256V254H9L8 252L7 253H5L6 252V250H5ZM142 249H144V248H142ZM174 249V248H173ZM177 249V251H179V254L180 253H182L180 250H178V247L176 248ZM207 249V248H206ZM206 249H204V250H206ZM229 249V248H228ZM241 249V252H239L240 250L237 248L236 250H239V251H236V252H238V253H243L244 254V252H242V248H240ZM245 249V250H246ZM3 250H5V251H3ZM11 250H12V248H11ZM17 250H19V249H17ZM16 250V251H17ZM30 250V249H29ZM150 250L148 249L147 250V252H150ZM167 250V249H166ZM207 250H209V249H207ZM207 250H206V252H207ZM212 250V248L210 249V251ZM213 250V251H214ZM223 250H224V248H223ZM227 250V249H226ZM244 250V251H245ZM250 250H251V248L249 249V252H250ZM254 250V249H253ZM253 250H251V252L253 251ZM257 250H261V249H257ZM45 251H46V248H45ZM53 251H55V250H53ZM52 251V252H53ZM59 252L60 253V255H59V253L57 254V255H59L58 257L60 258V259H64V257L62 256V257H60L61 255H63V253L62 252ZM133 251V250H132ZM153 251V250H152ZM176 251V252H177ZM208 252L209 253V256L211 255L210 253L211 252H213V251H211V252ZM4 252V253H3ZM173 252V251H172ZM228 251H225L224 250V257L223 258H221V259H224L226 256H228L227 254H229V253H227ZM246 252H247V250H246ZM245 252V253H246ZM256 252V249L254 250V252H253V255L252 254H250V256L252 255L253 256V258H256L257 257V254L258 255H260L261 253H260V251L258 252V253H256V257H254V253ZM13 253H15V251L13 250ZM21 253H22V251H21ZM20 253V251H18V255H14V254H12V251H11V253L9 254V255H13V256H18L19 257V254H21ZM34 253H35V251H34ZM36 253V254H37ZM41 253V252H40ZM55 253V252H54ZM95 253V254H94ZM222 254V252H218V254H217V256H221V254ZM262 253H263V250H262ZM16 254V253H15ZM24 254V253H23ZM74 254H76L77 255V258H76V256H75V261H74ZM135 254V253H134ZM169 255H170V253H168ZM178 254V255H179ZM220 254V255H219ZM237 253H234V255H236ZM247 255H248V252L246 253ZM246 254H244V255H246ZM22 255V254H21ZM41 254H38V256L39 257H42L43 259H44V257H45V255L43 256V254L40 256ZM135 255H137V256H134L133 254L131 255V256H133L135 259H137L138 260V254L136 253ZM173 255V254H172ZM182 255V254H181ZM212 255H214L215 256V253L213 252V254ZM211 255V256H212ZM233 255V254H232ZM231 254H230V256L231 257H233L234 258V256H232ZM262 255V254H261ZM13 256H9L10 258L12 257V259H13ZM24 256V255H23ZM49 256H50V254H49ZM51 256H53V254H51ZM48 257L49 259H54L55 257ZM67 256V255H66ZM69 256H70V254H69ZM153 256V255H152ZM180 256V255H179ZM230 256H228V258H229V260H227V261H225V262H228V261H230ZM238 256V255H237ZM237 256H235L236 257V259H238V262L240 261V259H241V257L240 256H238V257H240V259L239 258H237ZM241 256H243V255H241ZM0 257V258H1ZM18 257H16V258H18ZM37 257V256H36ZM57 257V258H58ZM96 257H98V256H96ZM154 258H153V260L151 261V259H152V257H150V258H148L151 262H153V261H155L156 260V262H157V260L158 259H155L156 257L155 256H153ZM170 257V256H169ZM168 257V258H169ZM173 257V256H172ZM222 257V256H221ZM249 257V256H248ZM248 257H246V258H248ZM259 257V256H258ZM257 257V258H258ZM55 259V260H53V261H57L58 259ZM132 258V257H131ZM145 258V257H144ZM174 258V257H173ZM172 258V259H173ZM179 258H183V257H179ZM212 258H213V256H212ZM245 258V256H244V258H242L241 260H245L246 259ZM263 258V256H260L258 259H260L261 260V264H264V260L262 259ZM36 259V258H35ZM34 259V260H35ZM46 259H47V256H46ZM44 260L45 262H43V263H41V262H39V263H41V264H47L48 262H46V261H48V259L47 260ZM72 259V258H71ZM129 259V258H128ZM146 259V258H145ZM145 259L143 260V262L145 261ZM170 259V258H169ZM172 259H170V260H172ZM175 259V258H174ZM184 259V258H183ZM219 259H220V257H218V259L216 258V256H215V259H213L212 260V263L214 262V264H221V263H223L222 262V260H221V263H219L220 261H219ZM227 259V258H226ZM235 259V258H234ZM37 260V259H36ZM38 260L39 261H41L40 260V258H38ZM65 260V259H64ZM64 260H58V261H61L60 263L62 264V262L64 261ZM69 260V259H68ZM68 260H66L67 261V263H68ZM123 260H125V259H123ZM182 260V259H181ZM219 262H218V261ZM250 260V261H249ZM2 261V260H1ZM32 261H33V259H32ZM50 261V260H49ZM128 261V260H127ZM125 261V264H127L128 262L130 263V264H134V261H133V259H131L130 261ZM139 261V260H138ZM172 261H174V260H172ZM183 261V260H182ZM210 262H211V259L209 260ZM231 261H232V258H231ZM231 261L230 262H228V263H230L231 264ZM235 261V260H234ZM246 261V260H245ZM244 261V262H245ZM251 262V261H256V262H259V260L257 261V259H255V260H252V258L250 257V258H248L247 259V261L245 262V263H243V264H246L247 262ZM17 262V261H16ZM22 262V261H21ZM34 262V261H33ZM32 262V263H33ZM51 262V261H50ZM70 262V261H69ZM79 262H81V261H79ZM78 262V263H79ZM87 262H89V263H87ZM116 262V263H115ZM120 262L121 261H118V263L120 264ZM127 262V263H126ZM140 262H141V259H140ZM146 262H147V260H146ZM146 262H144V264L146 263ZM175 262V261H174ZM177 262V261H176ZM179 262V261H178ZM237 262V261H236ZM248 262V264H254L255 262H253V263H249ZM2 263V262H1ZM19 263V262H18ZM23 263V262H22ZM25 263V262H24ZM31 263V262H30ZM36 263H37V261H36ZM36 263H34V264H36ZM38 263V264H39ZM52 264H53V262H51ZM50 263V264H51ZM54 263H57V264H59V262H54ZM64 263V262H63ZM66 263V264H67ZM117 263V264H118ZM122 263H124V262H121V264ZM147 263H149V261L147 262ZM146 263V264H147ZM158 263H159V261H158ZM233 263H235V262H233ZM232 263V264H233ZM21 264V263H20ZM27 264V263H26ZM69 264H71V263H69ZM135 264H136V262H135ZM138 264H139V262H138ZM141 264V263H140ZM175 264V263H174ZM235 264H239V263H235ZM242 264V263H241ZM260 264V263H259Z\"/></svg>", "mask_w": 264, "mask_h": 264}]
</instances>
